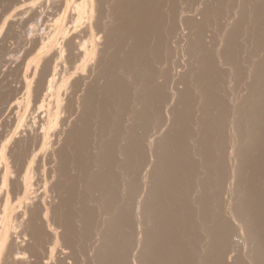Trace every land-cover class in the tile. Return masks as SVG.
I'll use <instances>...</instances> for the list:
<instances>
[{
	"label": "rangeland",
	"instance_id": "rangeland-1",
	"mask_svg": "<svg viewBox=\"0 0 264 264\" xmlns=\"http://www.w3.org/2000/svg\"><path fill=\"white\" fill-rule=\"evenodd\" d=\"M36 1V0H35ZM138 1V0H137ZM136 1V2H137ZM142 0H139V2L140 3H142V2H145V0H143L142 2H141ZM147 1V0H146ZM176 1H178V0H174V2L173 3H171V4H173V6L170 4V6H172V11L174 12V11H178V12H180L181 10H182V8H180L179 9V7L180 6H182L181 4H180V2H177V4H174ZM194 1V2H193ZM201 1V0H200ZM200 1H198V0H187L186 2H189V4H190V2L192 3L191 5H190V9H192V11L190 12V13H192V15L191 16H193V13L197 10V11H199L196 7H198V6H196V5H199V2ZM26 2V3H25ZM30 2V3H29ZM34 1L32 0V2H31V0H0V58L2 59V60H5V59H8L9 61H10V63L8 64V60H5V63H4V65H3V62L1 63L0 62V64L1 65H3V67H2V69L0 68V78H2L1 79V82L0 83H2L3 84V86H6L5 87V89L4 88H2V85L0 86V89H4L3 91H4V94L6 93V91H8L7 89H9V91L4 95V98L2 97L3 95L1 94V93H3L1 90H0V97H2V99L4 100L5 99V97L8 99V96H9V98H10V95H9V93L10 94H14V96H16V98H20L19 100H23V101H25V97H26V95H25V89H24V87H23V85H21V84H23L22 83V81L24 80V77H25V75L26 74H28V72L30 71L29 70V68H28V64L29 63H31V62H33V61H31L38 53H36V52H39V51H41V47H42V45L39 43V47L38 46H36L37 47V50H36V47H35V44H37L38 45V43L35 41L36 39V37H37V39L40 37V34H42V36H46L47 34L46 33H48L49 31H50V28H51V26H49L48 25V23L50 22H52L49 18H52V16L50 15V13H52L51 11V2L49 1V2H47V0L44 2V3H40V2H35V4L37 5L36 7H40V8H42V5H43V8L46 10L47 8L49 9V10H43V8L40 10V8L38 7V14H39V16H38V18H35V21L38 23V21H39V23L37 24L35 21H34V18L32 19V17L31 16H33V15H31V14H33V9H32V7H33V3ZM125 2H128V1H126L125 0ZM125 2H124V5H125ZM195 2H197L198 4H196L195 5ZM29 3V4H28ZM46 3H49L50 4V7H49V4L47 5ZM133 3H135V1L133 2ZM140 3H137L139 6H142V4L140 5ZM179 3V4H178ZM46 6H45V5ZM146 4V3H145ZM188 4V3H187ZM189 4L187 5V8H186V10L188 9L189 10ZM205 4L206 5H204V6H210V5H213V6H215V9H219L220 8V5L219 4H216L215 3V0H205ZM30 7H29V6ZM176 5H178L179 7H177L178 8V10H177V8H176V10H173V8H175V6ZM25 6V7H24ZM186 6V5H185ZM192 6L194 7V8H192ZM203 6V7H204ZM45 7H47V8H45ZM143 7V9H145V10H143L142 8H141V10H143V11H146V7L143 5L142 6ZM145 7V8H144ZM18 8V9H17ZM29 8V9H28ZM193 9H194V11H193ZM51 10V11H50ZM180 10V11H179ZM184 10L185 12H187V13H185V14H188V16L190 15V13H189V11L187 10ZM43 11H44V13H43ZM50 12V13H48V12ZM128 12H126V11H124V13H123V15L121 16V18H120V22H121V20L124 18V16H125V18L127 19V16L132 12V11H130V10H127ZM164 11V10H163ZM162 11V12H163ZM197 11L194 13V15H195V20L196 21H194V19H193V17H191V16H189V17H191L192 19H190L191 21L193 20L194 21V23H193V21H192V25L194 24H196V23H200L201 22V19H204L203 17H206V15L205 16H202L201 14L200 15H198L199 14V12L197 13ZM31 12V14H29ZM42 12V13H41ZM47 12V13H46ZM130 12V13H129ZM140 13H142L141 11H139ZM147 12L149 13V10H147ZM166 12H167V10H166ZM178 12H174V13H171L172 15H174V14H176L177 13V15H175L176 17L178 16ZM41 13V14H40ZM126 13H128V15L126 14ZM148 13H143L144 15H141L140 14V16H141V18L143 17V18H145L146 16H148L149 14ZM12 14V15H11ZM46 15L47 17H45V15L44 16H40V15ZM126 14V15H125ZM164 14H166L165 12H164ZM170 14V15H171ZM7 15H9V16H7ZM29 15H31L30 17H29ZM50 15V16H49ZM138 16H139V14H138ZM202 18H201V17ZM211 16H212V14H211ZM6 17V18H5ZM28 17H29V19H28ZM43 17H44V21H43ZM49 17V18H48ZM174 17V16H173ZM175 17V19L173 20V18H172V22L173 21H176V22H178L177 21V19H178V17L176 18ZM197 17V18H196ZM200 17V18H199ZM125 18H124V20H125ZM140 18V17H139ZM140 18V24H139V27L137 26V30L136 29H134L133 30V32H131L130 31V33L132 34H127V36H125L124 34V36L123 35H121L122 36V38H123V40H125L126 42H127V44H126V42H125V44L127 45V47H131L132 48V46H134L135 45V43L134 42H136L135 40L137 39V43L139 44V42H148V40L150 41V40H152L151 38H153V36L151 35H145L147 32V30H149V32L151 31L152 32V30L151 29H149L148 28V24L150 23V22H146V23H144L146 26L145 27H147V28H145L144 27V29L146 30H142V28L140 29V25H141V22L143 23V21L145 22L146 20H144V19H141ZM4 19H7V21H6V23L3 25V21H4ZM37 19H41V20H37ZM47 19V20H46ZM49 19V20H48ZM210 19L212 20L213 19V17H210ZM29 20H32L33 22H34V24H33V22H29ZM123 20V21H124ZM207 20H209V17H208V19ZM210 20V21H211ZM28 21V22H27ZM43 21V22H42ZM218 22H219V25L220 24H222L221 26L223 27V23H226V22H228V19H218L217 20ZM217 21H216V23H217ZM16 22V23H15ZM26 22V23H25ZM47 22V23H46ZM176 22H173V23H175L176 24V26L177 25H179L178 23H176ZM203 22V21H202ZM30 23H31V25H30ZM41 23L43 24V27L41 26ZM45 23V24H44ZM49 23V24H50ZM152 23V22H151ZM155 23V22H154ZM154 23H152L151 24V26L153 27V28H155L154 26L156 25L157 26V24H154ZM199 23L197 24V25H199ZM37 24V25H36ZM52 24V23H51ZM50 24V25H51ZM114 24H116V23H114ZM118 24V23H117ZM144 24H142V26L144 25ZM153 24H154V26H153ZM190 23H189V25H188V29H186V28H184V27H186L185 25H184V29H182L181 30V32L182 33H186V32H188V33H186V34H184L185 36H186V40L185 41H182V39L181 38H179V35L177 34V33H175L174 34V36L171 34V36L170 37H172L173 36V40L175 39V38H178V39H180L181 41L179 42L180 43V47H178L179 46V43H177L176 44V42L177 41H172V39L169 41L170 43H173L172 45L171 44H167L168 46V48L170 49V45L172 46L171 47V51H174V53L173 52H169L170 54H175V55H173V56H175V57H173V60L175 59L176 60V58H178V59H180V60H178V64H180L181 63V66L180 65H178L177 63H175L174 62V65L175 64H177L176 66H177V68L176 69H178L179 67H181L180 69L182 70V68L183 67H185L186 65H187V63H188V66H186V68L185 69H183L182 71L184 72L185 71V74H186V77L188 78L187 80V84H186V86L187 87H184L185 88V90H183V91H179L178 89H176L177 87H183V85H181V84H177L176 85V82L178 81L177 80V78H176V81L174 80V79H172V78H170V76L171 77H173L174 75H169V79H172V81H174V82H172L173 83V85L170 83L171 81L167 78L166 79V81L165 80H159L158 82L159 83H156V84H161L160 82H163V81H165V82H167V84L165 83V82H163L161 85L162 86H164L165 84V86L164 87H166L167 85V87H169V88H165V90H163V92L162 93H164V95L163 94H161L159 97H155V99L157 100V101H153V103H152V105H155V109H156V107H157V111H159V112H156V114L155 113H153L154 115H155V117L157 118V119H163L164 118V122L167 120V114L168 113H170L171 115H168L169 116V118H171V121H170V119H168V121H169V123L167 124L166 122V124L164 125L165 126V128H164V126H163V124H164V122H160V123H163V124H161L162 125V132L159 134V138H157L154 142H149V140H151V136H150V134L152 133H154L158 128H154V127H156V126H159L158 124L156 125V124H154V122H152L154 119H156V118H153L154 117V115L153 114H151V115H147V114H145L144 113V111H142L143 112V114L141 113V108H144L146 105H143L144 104V102H145V97H146V95H145V93L144 92H147V88L144 86V85H142V83H144L145 82V80H146V76H147V72H146V70L148 69V70H150V68H151V70H152V66L154 67V64L152 65V63H153V60L152 61H150L151 59L150 58H152L153 59V57L154 56H152L151 54H150V56L148 55L149 53H147V54H145L144 56H146V57H144L143 55L140 57L139 56V58L138 57H136L135 59H139V61L141 60V61H144V64H145V62H146V64L145 65H143L144 67H146V69H142V70H144V71H141L142 73H141V76L140 77H137V79L139 80H142V79H145V80H143L144 82H142V83H139V85H138V83H137V81H135L134 82V79H132L133 78V76H130L131 74H129L128 72V74L126 75V73H124L125 74V76L124 77H126V78H121V79H119L120 81H118V80H116L115 81V83L113 82L114 81V79H111V81L112 82H110V83H106V82H109V80L107 81L106 80V82L104 81L103 82V80H105V79H103V80H99V79H97V80H95V81H91V82H87V83H85V84H83V82L81 83V82H79L78 84H77V92H79L78 90H80V94L79 93H77L78 95H82V93H83V96H85V98L87 97V101L88 102H86V100H85V98L83 97V96H81V104L79 105L77 102H78V100L80 99V97L79 96H74V101H75V98H76V101L74 102V103H77L75 106L72 104V107L74 106V108H76V106H77V108L74 110L73 109V112L75 111V114H77V117H75L74 116V119L72 120L73 122H71V124L69 123V126H68V124H67V126H66V128H67V130H66V134H65V136H64V139H62V142L58 145V149H59V153H58V157H57V161L59 162V165L58 166H60V168H62V169H60V174H58V176H57V179H59V180H57V195H59V196H57L56 197V201H55V203H54V205H58V203H59V205H58V208L55 206V212L57 213V211H56V209L57 210H59L58 211V213L56 214V216L58 215V217H60L61 218V221H64V223H67L69 220L70 221H77L76 223V225H75V223H72V222H68V225H70L71 223L73 224V225H75V226H72V228H74V227H78V224H79V226H80V223H81V225L82 226H80L81 227V229H80V227H78V229H80V230H77V232H76V229H77V227L75 228V231H73L74 229H72L70 232L71 233H73V232H75L76 233V235H75V237L74 238H76L77 236H79V237H77L76 239H77V241H80V244H81V242L82 241H84L85 243H83V244H79V248H77V250L78 249H80V247H83V248H81L80 250H78L77 252L80 254V256H78L79 258H77V260H79V261H81V263L79 262H77L78 264H106V262L109 260V264H136V262L138 263V264H197L198 262V264H208L211 260V262L209 263V264H240L245 258H244V256L245 255H243L242 256V249H237L239 252V254L241 255H239L238 254V256H240V257H238L237 256V250L235 249L234 250V248L236 247L235 246V241H233L234 239H235V237H234V235H229V233H227L228 234V236L226 237V235L227 234H225L224 235V231L226 232V230L225 229H227V231L229 232H232L231 231V228L233 229V222H232V219H230V216H231V214H230V212L228 211L229 210V206H230V204L233 202V199H231L230 197H231V194H230V191H228V189L230 190V185H231V183H230V180L229 179H231V181H232V178H230L231 176H230V174H232L231 172V170H232V166L231 165H233V163L232 162H230V160L232 161V159H230V156H231V153H225L227 150L229 151V152H231V147H230V144H231V135H232V138H233V132L231 133V132H228V130L230 131V127H232V125L234 124V126H235V124L236 125H240V122L243 120V122H245L244 121V119H241L236 113H234L235 112V110L237 109V107L236 106H238V108L240 107V102L243 100V97H245V86L247 85V83L249 82L247 79L245 80V78H247V76H246V74L245 75H243L244 77V79H243V81H242V78H241V81H240V84H239V81H236V82H230V80H232L233 79V77H232V73H230L231 72V70H229L227 67H225L224 65H223V68H222V61L224 60V58H227L226 56L228 55H233L234 54V56L236 57V58H238V59H235V61L236 60H239V61H241L240 63H242V64H240V67L241 66H244V68L243 67H241V69L243 68V70L245 69V64L246 63H244V62H242L243 60V58H244V56H246L247 55V53L245 52L246 50H248L249 49V47H246L247 45L249 46L250 44L248 43L247 45H245V49H242L243 47H244V45H242L241 46V41L243 42V40L242 39H240L241 38V36H240V38H239V36L238 37H236L235 39H236V41H235V39H234V41L235 42H237V44H236V47L238 48L239 46H237V45H240L241 47L240 48H236V50L238 51H236V50H233L232 52H233V54H232V52H229V50L230 49H226V50H228V51H225L224 49H223V47H225V45L227 46V41H226V38L227 39H229L228 40V42L229 41H231L230 39L231 38H234V36H232L231 38H228L229 36H224L223 38H224V40H223V38L222 37H220V30H222V29H220L221 27L219 26H216V28L218 27L220 30H217V29H213V28H211V27H214V25H212L211 23H210V25L211 26H209V27H207V25H209V24H202V23H200V30H202L203 28H204V26H205V28L202 30V33H201V31H197V30H199V27L197 28L196 26L194 27V26H192ZM201 24L202 25H204V26H202L201 27ZM35 25V26H34ZM46 25H48V26H46ZM191 25V26H190ZM41 26V27H40ZM114 26H116V25H114ZM150 26V28H152ZM173 24H171V28H173L174 30H176V28L177 27H179V26H173ZM31 27H33V28H31ZM35 27V28H34ZM195 29H197V30H194V28ZM31 28V29H30ZM47 28V29H46ZM191 28V29H190ZM33 29V30H32ZM42 29V30H41ZM47 31H46V30ZM139 29H140V32H139ZM156 29V28H155ZM206 29V30H205ZM211 29V30H210ZM212 29H213V31H212ZM36 30V31H35ZM193 30V31H192ZM39 31V32H38ZM43 31V32H42ZM46 31V32H45ZM135 31H137V32H135ZM143 31L145 32L144 34H143ZM155 31V30H154ZM215 31L217 32V31H219V32H217L216 34H215ZM33 32H35L36 34H35V36L36 37H34V34H33ZM39 34H38V33ZM45 32V33H44ZM149 32H148V34H149ZM156 32V31H155ZM154 32V33H155ZM190 32V33H189ZM201 33V34H199V33ZM205 32V33H204ZM32 33V35H30ZM139 33L140 34H143V35H139ZM24 34V35H23ZM37 34H38V36H37ZM99 34H102V32H100ZM119 34H122V33H119L118 32V36H120ZM135 36H134V35ZM136 34H137V36H136ZM217 35L218 34V36H215V35ZM175 35H177V36H175ZM187 35H190V37L188 36L187 37ZM199 35V36H198ZM203 35V36H202ZM209 35H210V37H209ZM214 35V36H213ZM25 36V37H24ZM28 36H30V38L28 37ZM33 36V37H32ZM120 36V37H121ZM151 38H150V37ZM24 37V38H23ZM141 37V38H140ZM143 37H145V38H143ZM169 37V38H170ZM34 38V39H33ZM125 38V39H124ZM202 38V39H201ZM22 39V40H21ZM30 39H31V41H30ZM134 39V40H133ZM178 39H176V40H178ZM201 39V40H200ZM214 39V40H213ZM85 40H87V38L85 39ZM127 40H131L130 42L131 43H134V45H132L129 41H127ZM144 40V41H143ZM191 40V41H190ZM200 40V41H199ZM240 42H239V41ZM33 41H35V42H33ZM134 41V42H133ZM188 41H190V43L188 44V43H186V42H188ZM211 41V42H210ZM226 41V42H225ZM27 42V43H26ZM168 42V43H169ZM183 42L185 43V47H184V45H183V48H185V49H183L182 48V44H183ZM198 44H197V43ZM239 42V43H238ZM33 43V44H32ZM35 43V44H34ZM136 43V44H137ZM226 43V44H225ZM241 43V44H240ZM27 44V45H26ZM31 44V45H30ZM131 44V45H130ZM187 44V45H186ZM87 45H89V44H87ZM130 45V46H129ZM187 46H189V47H187ZM201 46H202V48H201ZM204 46V47H203ZM223 46V47H222ZM195 47L196 48H198V50L196 51L195 50ZM252 46L250 45V48H251ZM128 48V49H129ZM130 48V49H131ZM167 48V50L169 51V49ZM177 48H179V49H177ZM189 49V52H188V50H186V49ZM205 48V49H204ZM35 49V50H34ZM172 49H174V50H172ZM177 49V50H176ZM200 49H202L201 51H199ZM253 49V48H252ZM4 50H6V51H4ZM161 51L162 53L164 52V50H165V47L163 46V48H159V49H157L156 51ZM179 50V51H178ZM183 51V50H185V52L183 51V52H180V51ZM205 50V51H204ZM2 51H4V52H2ZM155 50L153 51V52H156ZM168 51H167V53H168ZM188 53H187V52ZM222 51H223V53H222ZM152 52V53H153ZM178 52H179V55L181 56H183V53H185L184 54V58L183 59H181L182 58V56H181V58H179L180 56L178 55ZM197 52V53H196ZM199 52H201L200 54H199ZM202 52H203V54H202ZM210 54H209V53ZM235 52H237V55H236V53ZM240 52V53H239ZM1 53H3V54H1ZM177 53V54H176ZM196 53V54H195ZM220 53V54H219ZM229 53V54H228ZM242 53V54H241ZM245 53V54H244ZM35 54V55H34ZM187 54V55H186ZM217 54H219V55H217ZM241 54V55H240ZM5 57H7V58H5ZM154 55H155V53H154ZM172 55H169L168 57H171ZM178 55V56H177ZM210 55V56H209ZM231 55L228 57L229 59H231L232 60V58L234 57H231ZM12 56V57H11ZM121 56H123V55H121ZM149 56V57H148ZM156 56V55H155ZM177 56V57H176ZM208 56V57H207ZM219 56V57H218ZM243 56V57H242ZM9 57H10V59H9ZM188 57V58H187ZM195 57V58H194ZM213 58V61H212V58ZM234 57V58H235ZM74 58V57H73ZM73 58H70L69 59V61H62L61 63H62V66H61V69L65 72V71H69L70 73H74L75 71H76V68H77V66L78 65H80L81 63H82V59H81V56H79V57H75V58H77V59H75L74 61H72L73 60ZM83 58V57H82ZM119 58V57H118ZM150 59V60H147L146 61V59ZM199 58V59H198ZM207 58H209V59H207ZM218 58V59H217ZM233 58V59H234ZM241 58V59H240ZM12 59V60H11ZM132 60H133V58H131ZM137 59V60H138ZM144 59V60H143ZM171 59H172V57H171ZM170 58L168 59L170 62H172L173 60H171ZM206 59V60H205ZM229 59H228V61H229ZM14 60V61H13ZM42 60L45 62V58L43 57L42 58ZM122 60H124L125 61V58H124V56H123V58L122 57H120L119 58V60L117 59V60H115V63H114V61L112 62V64H111V67H114L115 68V64H116V61H117V66H119L118 67V70H121V69H119V68H123V66H121L122 65V63H119V62H123ZM131 60V61H132ZM186 62V64L184 63V61ZM186 60H188V61H186ZM203 60V61H202ZM207 60L210 62H207ZM222 60V61H221ZM1 61V60H0ZM8 61V62H7ZM42 61V65H40L41 66V68L39 69V70H41L42 71V69L44 68V62ZM182 61V62H181ZM218 61V62H217ZM221 61V62H220ZM224 61H227V59L226 60H224ZM224 61H223V63H224ZM238 61V62H239ZM6 62H7V65H6ZM152 62V63H151ZM201 62H203V63H201ZM206 62H207V65H206ZM24 63V64H23ZM33 63H35V62H33ZM173 63V62H172ZM182 63H183V65H182ZM203 65H201V64ZM20 66H19V65ZM119 64H121V65H119ZM184 64H185V66H184ZM211 64V65H210ZM218 64V65H217ZM1 65H0V67H1ZM10 65V67H8ZM16 67H15V66ZM30 65V64H29ZM114 65V66H113ZM146 65H148V66H146ZM150 65V66H149ZM152 65V66H151ZM172 65V64H171ZM239 65V64H238ZM12 66H14V69H13V67ZM18 66V67H17ZM26 66V67H25ZM31 66L33 67L34 65H32L31 64ZM116 66V67H117ZM121 66V67H120ZM176 66H174V69H175V67ZM210 66H212L211 67V70H210V68L209 67ZM65 67V68H64ZM143 67V68H144ZM156 67L158 68V66H156L155 65V69H156ZM202 67V68H201ZM203 67H206V69L205 68H203ZM207 67H208V69L210 70L209 72H211V73H208V69H207ZM214 67H216V68H214ZM239 67V66H238ZM16 68H18L17 70H16ZM113 68V69H114ZM153 68V69H154ZM200 68H201V70H200ZM222 68V69H221ZM12 69H13V71H12ZM20 69V71H18ZM27 69H28V72H27ZM32 69V68H31ZM70 69V70H69ZM117 69V68H116ZM175 69V70H176ZM180 69H178V70H176V71H179ZM189 69V70H188ZM203 69H205V70H203ZM25 70V71H24ZM73 70H75V71H73ZM100 70H102V69H100ZM100 70H99V72H100ZM115 70V69H114ZM122 70H125V68L124 69H122ZM172 70H173V67H172ZM172 70H170L171 71V74H174V73H172ZM180 70V71H181ZM214 70V71H213ZM3 71V72H2ZM6 71H8V73L6 72ZM117 71V70H116ZM179 71V72H180ZM191 72V73H189V72ZM206 71V72H205ZM220 71V72H219ZM223 71V72H222ZM4 72H5V74H4ZM18 72V73H17ZM20 72V73H19ZM31 72H33V69L31 70ZM31 72H29V75H31L32 76V73ZM125 72V71H124ZM173 72H175V71H173ZM215 72V73H214ZM10 73V74H9ZM14 73V74H13ZM31 73V74H30ZM177 73V72H176ZM181 73V72H180ZM197 73V74H196ZM226 73V74H225ZM228 73V74H227ZM8 74V75H7ZM13 76H12V75ZM15 74H17V75H15ZM38 74V77H37V75H36V78L34 79V83L37 85V83H36V81H38V80H36L37 78H39L40 76H41V74H40V71L37 73ZM97 74V73H96ZM123 74V75H124ZM142 74H143V76H142ZM207 74V75H206ZM219 74V75H218ZM232 74V75H231ZM3 75L5 76V75H7V76H5V77H3ZM77 75V74H76ZM192 76V77H190V76ZM223 75V76H222ZM228 75V76H227ZM230 75V76H229ZM9 76H11V77H9ZM217 76V77H216ZM246 76V77H245ZM6 77H8L7 78V81L9 82V84H7L6 82H5V80H6ZM129 77H131V81H133V82H130V78ZM209 77V78H208ZM213 77V78H212ZM226 77V78H225ZM228 77L230 78V79H228ZM232 77V78H231ZM3 78H5V80L3 79ZM191 78V79H190ZM193 78H194V80H193ZM221 78V79H220ZM225 78V79H224ZM9 79H12V80H10V81H12V82H10L9 81ZM122 79H124V80H122ZM137 79H135V80H137ZM208 81H207V80ZM226 79H228V81L226 80ZM4 80V81H3ZM140 80L138 81V82H140ZM168 80V81H167ZM220 80V81H219ZM96 81H99L98 83L100 84V85H98V83H97V89L95 88V85L96 84H94V83H96ZM124 83H123V82ZM222 81V82H221ZM227 81V82H226ZM245 81V82H244ZM103 82V83H102ZM120 83L119 85H118V83ZM224 82H226V83H224ZM229 82V83H228ZM245 83L246 85H244L243 83ZM92 83H93V85H92ZM104 84V85H107V86H104V87H100V86H103L102 84ZM130 83V85L131 84H133V86L131 85H128ZM165 83V84H164ZM178 83V82H177ZM199 85H198V84ZM237 84L236 85V87H235V84ZM5 84V85H4ZM8 86H7V85ZM34 84V85H35ZM109 84V85H108ZM115 84V85H114ZM139 86H137V85ZM141 84V85H140ZM174 84L176 85V86H174ZM194 84V85H193ZM222 84V85H221ZM230 84V85H229ZM239 84V85H238ZM35 85V86H36ZM127 85V86H126ZM135 85V86H134ZM170 85H171V87H170ZM191 85V86H190ZM198 85V86H197ZM212 85V86H211ZM234 85V86H233ZM242 87H241V86ZM12 86V87H11ZM94 88H93V87ZM99 86V87H98ZM110 86V88L112 89V91L110 90V88H107V87H109ZM115 86V87H114ZM123 86V87H122ZM124 86H126V87H124ZM129 86V87H128ZM143 86V87H142ZM185 86V85H184ZM228 86V87H227ZM18 87V88H17ZM118 87V88H117ZM120 87H121V89H120ZM132 87H134V89H132ZM136 87H137V89H136ZM144 88L143 90L141 89H138V88ZM164 87H162V89L164 88ZM174 87V88H173ZM176 87V88H175ZM207 87V88H206ZM210 87H211V89H210ZM234 87V88H233ZM11 88H14V89H12V90H10ZM16 88V89H15ZM85 88V89H84ZM107 88V89H106ZM128 88H129V91H128V93H130V94H127V91L126 90H128ZM130 88H131V90L132 91H130ZM146 88V89H145ZM172 88L175 90L176 89V91H175V93L173 92V94H172V91H174V90H172ZM194 88V89H193ZM206 90H205V89ZM239 89L238 91L236 90V89ZM244 88V89H243ZM20 89V90H19ZM95 89V90H94ZM109 89V90H108ZM120 89V90H119ZM125 89V94H127V97H128V95L129 96H131V94H133L132 96H134V98H135V96H136V94H137V92L139 93L137 96H136V98L135 99H133L132 97H129V98H127L126 96H124L122 93H121V90H122V92H123V90ZM169 89V90H168ZM187 89V90H186ZM192 89V90H191ZM204 89V90H203ZM209 91H208V90ZM213 89V90H212ZM243 89V90H242ZM135 90V93L136 94H134L133 93V91ZM136 90H138L137 92H136ZM146 90V91H145ZM151 91L153 90V89H150ZM194 90H196V91H194ZM241 90V91H240ZM12 91V92H11ZM16 91V92H15ZM23 91H25V92H23ZM85 91H87V93H85ZM108 91V92H107ZM110 91V92H109ZM118 91H119V93H118ZM144 91V92H143ZM150 91V92H151ZM177 91H179L181 94H179ZM186 92V96H184L183 94ZM188 91V92H187ZM199 91V92H198ZM202 91V92H201ZM206 91H208V92H206ZM211 91V92H210ZM227 91V92H226ZM82 92V93H81ZM91 92V93H90ZM117 93V95H116V93ZM132 92V93H131ZM149 92V91H148ZM147 92V93H148ZM149 92V93H150ZM152 92H154V90L152 91ZM168 92H169V94H168ZM177 92V93H176ZM182 92H184V93H182ZM204 92V93H203ZM216 92V93H215ZM229 92V93H228ZM239 92V93H238ZM17 93H19L18 95H17ZM93 93H94V95H93ZM109 93H111L110 95L107 94ZM120 93L122 94L121 96H123L122 98H121V96H119L120 95ZM143 94L144 93V95H145V97H144V95L143 96H141L140 94ZM167 93V94H166ZM176 98H174L171 94ZM208 93H210L208 96L209 97H207L206 95L208 94ZM235 93V94H234ZM238 93V94H237ZM12 94V95H13ZM76 94V95H77ZM102 94H104V95H102ZM179 94V95H178ZM205 94V95H204ZM11 95V96H12ZM22 95V96H21ZM139 95H140V97H139ZM203 95H204V97H206V99L203 97ZM221 95H222V100L219 98V97H221ZM236 95V96H235ZM18 96V97H17ZM92 96V97H91ZM107 96H110V98L109 97H107ZM112 96V97H111ZM211 96H212V99H211ZM218 96V97H217ZM243 96V97H242ZM79 97V98H78ZM114 97V100H116V101H113V98ZM166 97H168V99L166 98ZM172 97V98H171ZM185 97H187V98H185ZM215 97V98H214ZM233 97V98H232ZM237 97V98H236ZM23 98V99H22ZM78 98V99H77ZM105 98H107V99H105ZM142 98V99H141ZM158 98V99H157ZM211 99L212 101H210V100H208L207 101V99ZM232 98V99H231ZM111 99H112V102L114 103L115 102V105L111 102ZM121 99L123 100V99H125V103H124V100H123V102L122 103H120L119 104V102L121 101ZM126 99H128L129 101H127ZM130 99H132V102H134V100H139V101H135L134 103H132L131 101H130ZM141 99V100H140ZM144 99V100H143ZM166 99V100H165ZM172 99H174V100H172ZM186 99H187V101H186ZM203 99H204V101H203ZM216 99V100H215ZM242 99V100H241ZM162 100H165V101H162ZM171 102H169V101ZM221 100V101H220ZM234 100H235V102H236V100H238L237 101V103H235L234 102ZM240 100V101H239ZM0 101L2 102V100L0 99ZM5 101V100H4ZM7 101V100H6ZM118 101V104H116V102ZM141 101V103L139 104V102ZM142 101H144L143 102V104H142ZM161 101V102H160ZM166 101H167V103H166ZM173 101V102H172ZM206 101V102H205ZM108 102H111V103H109L108 104ZM130 102V103H129ZM138 102V103H137ZM168 102H169V104H168ZM199 102V103H198ZM203 102H205V103H203ZM208 102V103H207ZM211 102V104H209ZM214 102V103H213ZM5 103V102H4ZM137 103V104H136ZM161 103H162V105H161ZM191 103V104H190ZM202 103V104H201ZM220 103H221V105H220ZM235 104V106H234V104ZM242 103V102H241ZM84 104V105H83ZM88 106H87V105ZM98 104V105H97ZM128 104V105H127ZM131 104V105H130ZM132 104L134 105V106H132ZM145 104H146V102H145ZM166 104V105H165ZM171 104V105H170ZM200 104H201V106H200ZM207 104V105H206ZM214 104V105H213ZM228 104V105H227ZM239 104V105H238ZM1 106H0V109L1 108H5V106H6V103H5V105L3 104V102L0 104ZM106 105H107V107H106ZM109 105H111L110 106V108H111V110L108 108L109 107ZM113 105V106H112ZM117 105H119V106H117ZM138 105V106H137ZM142 105V106H141ZM222 105H225V106H222ZM80 106V107H79ZM86 106H87V108H86ZM90 106V107H89ZM117 106V107H116ZM122 108H121V107ZM124 106H126V107H124ZM136 106V107H135ZM139 106H141V108L139 107ZM160 106H162V107H160ZM167 106H169V107H167ZM172 106V107H171ZM209 106V107H208ZM89 107V108H88ZM106 107V108H105ZM115 107V108H114ZM119 107V108H118ZM134 107V108H133ZM154 107V106H153ZM160 107V108H159ZM164 107V108H163ZM167 107V108H166ZM220 107H222V109L220 108ZM85 110H84V109ZM91 108H92V111L94 112H90L91 111ZM93 108H94V110H93ZM126 108V109H125ZM169 108V109H168ZM224 108V109H223ZM230 108V109H229ZM90 109V110H89ZM108 109V110H107ZM115 109L117 110V113H116V115H113L114 114V112H116L115 111ZM128 109V110H127ZM130 109H132L133 111H129ZM136 109H137V111H136ZM210 109V110H209ZM225 109H226V111H225ZM232 109V110H231ZM4 110V109H3ZM87 110H88V112H87ZM110 110V111H109ZM114 110V111H113ZM120 110V111H119ZM124 110V111H123ZM126 110H127V112H126ZM135 110V111H134ZM139 110V111H138ZM142 110H144V109H142ZM215 110V111H214ZM223 111L222 113L221 112H219V111ZM78 111V113H76ZM121 111H123V112H121ZM161 111V112H160ZM168 111H170V112H168ZM225 111V112H224ZM229 111H230V113H229ZM234 111V112H233ZM86 112L88 113V114H86ZM102 112V113H101ZM110 112L112 113V114H110ZM126 112V113H125ZM137 112H139V114H136ZM168 112V113H167ZM219 114H218V113ZM228 112V113H227ZM79 113L82 115V117H81V115H79ZM91 113H92V115H91ZM120 113H123L122 115L120 114ZM125 113V114H124ZM128 113V114H127ZM134 113H135V115H134ZM96 114V115H95ZM119 114V115H118ZM134 116H133V115ZM141 114L143 115L142 117H139V116H141ZM144 114H145V116H144ZM207 114H208V116H207ZM94 115V116H93ZM126 115V116H125ZM129 115V116H128ZM146 115L148 116V118L146 117ZM159 115V116H158ZM227 115H230V117L229 116H227ZM89 116H91V117H89ZM116 116H118V117H120V118H118L117 117V119L119 120H117L116 118H115V120H113L114 118L113 117H116ZM131 116H133V117H131ZM136 116V117H135ZM138 116V117H137ZM151 116V117H150ZM171 116V117H170ZM222 116H224V117H222ZM236 116H237V118H236ZM4 117L5 118H7L6 116H5V114H4ZM86 117V118H85ZM125 117V118H124ZM129 117V118H128ZM143 117H145V119L143 120ZM188 117V118H187ZM226 117V118H225ZM229 117V118H228ZM1 118L3 119V121L1 120ZM5 118H3V117H0V122H5ZM80 118H81V121H80ZM96 118V119H95ZM130 118H131V121H129L130 120ZM138 118V119H137ZM139 118H142V119H140V121H139ZM151 118V119H150ZM153 118V119H152ZM166 118V119H165ZM211 118V119H210ZM213 118V119H212ZM221 118H222V120H221ZM231 118V119H230ZM233 118V119H232ZM78 119V120H77ZM82 119H85V120H82ZM87 119V120H86ZM122 119V120H121ZM124 119H126V120H124ZM129 119V120H128ZM135 121H134V120ZM148 119V120H147ZM210 119V120H209ZM223 119H225V120H228V122L227 121H225V120H223ZM236 119V120H235ZM238 119H240V122H239V120ZM113 120V121H112ZM144 121V122H141V121ZM186 120V121H185ZM205 120V121H204ZM230 120V121H229ZM101 121V122H100ZM137 121V122H136ZM147 121V122H146ZM163 121V120H162ZM210 121V122H209ZM216 121V122H215ZM220 121H222V122H220ZM238 121V122H237ZM83 122V123H82ZM114 122V123H113ZM122 122V123H121ZM134 122H136L137 123V125L134 123ZM139 122H141V123H143V124H145V122H146V125L148 126V124H153V127L152 126H148V128H150V130L152 129V132L151 131H149V133H147V131H146V129H143V130H145V131H143L142 130V126L144 127L145 125H142V124H138ZM235 122V123H234ZM241 123V124H243V126H244V124L245 123ZM111 123V125H109ZM113 123V124H112ZM119 123V124H118ZM213 123V124H212ZM221 123H222V125H221ZM231 123V126L229 127V124ZM117 124V125H116ZM126 124V125H125ZM135 124V125H134ZM208 124V125H207ZM220 124V125H219ZM264 124V122L262 121L261 122V126ZM71 125V126H70ZM138 125H139V127H138ZM221 126V127H219V126ZM104 126V127H103ZM111 126V127H110ZM113 126V127H112ZM121 126H123V127H121ZM130 126V127H129ZM147 126H145L146 128H147ZM119 127V128H118ZM124 127H126L125 128V130H124ZM132 127V128H131ZM137 127H138V129L139 130H137ZM228 127V128H227ZM104 128V129H103ZM110 128V129H109ZM121 128V129H120ZM132 130H131V129ZM136 130H135V129ZM215 128V129H214ZM221 128V129H220ZM263 128H264V125H263ZM100 129V130H99ZM103 129V130H102ZM108 129V130H107ZM128 129H130V130H128ZM133 129H134V131H133ZM155 129V130H154ZM206 129V130H205ZM220 129V130H219ZM224 129V130H223ZM77 130H79V132L77 131ZM113 130V131H112ZM124 130V131H123ZM147 130H149V129H147ZM216 130V131H215ZM221 131L220 133H219V131ZM227 130V131H226ZM77 131V133H75ZM84 131V132H83ZM105 131V132H104ZM110 131V132H109ZM117 131V132H116ZM120 131L122 132L121 134H120ZM127 131H129V132H127ZM136 131V132H135ZM225 131V132H224ZM102 132V133H101ZM115 132V133H114ZM140 132H142V133H140ZM146 132V133H145ZM223 132L225 133V134H223ZM84 133H86V134H84ZM96 133V134H95ZM101 133V134H100ZM109 133V134H108ZM119 135H118V134ZM124 133H126V134H124ZM133 135H132V134ZM229 133V134H228ZM81 134V135H80ZM115 134V135H114ZM122 134L124 135V136H122ZM140 135V136H142V137H140L139 139L140 140H137L138 138H136V137H139V136H137V135ZM143 134H146V136H145V138L147 139V142H146V140H145V138H144V136H143ZM147 134L149 135V136H147ZM151 134V135H152ZM222 134V135H221ZM96 135V136H95ZM98 135V136H97ZM101 135H105L104 137L103 136H101ZM134 135H136V137L134 136ZM161 135V136H160ZM204 135V136H203ZM79 136V137H78ZM93 136H95V140L93 139L94 137ZM110 136V137H109ZM116 136V137H115ZM129 136V138L127 139V137ZM132 136V137H131ZM219 136V137H218ZM223 136H224V138H223ZM228 136H230L229 138H228ZM263 136H264V130H263ZM82 137V138H81ZM92 139H91V138ZM113 137V138H112ZM123 137H126V140H125V138H123ZM133 137H135V138H133ZM226 137H227V140H225L226 139ZM77 138V139H76ZM88 138V139H87ZM107 138H111L110 140L109 139H107ZM214 138H215V141H214ZM221 138V139H220ZM83 139H84V141H83ZM105 141H103V140ZM114 139H115V141H114ZM132 139H133V141H132ZM143 139V140H142ZM174 139V140H173ZM212 139H213V141H212ZM222 139H224V140H222ZM230 139V140H229ZM89 140V141H88ZM100 140V141H99ZM118 140V141H117ZM125 140V141H124ZM128 140V141H127ZM134 140H136L135 141V143H133L134 142ZM145 140V141H144ZM221 140V141H220ZM107 141V142H106ZM113 141V142H112ZM140 141H141V143L142 144H140ZM143 141V142H142ZM220 141V142H219ZM229 141H230V143H229ZM78 142V143H77ZM80 142V143H79ZM87 142H89V144H91L92 146H90ZM98 142V143H97ZM101 142V143H100ZM117 142V143H116ZM118 142H120V143H118ZM124 142V143H123ZM127 142H128V144H127ZM150 143V144H152V145H150L149 144V146H148V144H146V143ZM173 142V143H172ZM191 142V143H190ZM225 142V146H224V149L226 150L225 152L222 150L223 148V146H222V144ZM229 144H228V143ZM83 143H84V145H83ZM87 143V144H86ZM97 143V144H96ZM99 143H100V145H99ZM104 143V144H103ZM106 143V144H105ZM109 143V144H108ZM112 143V145L113 146H111L110 144ZM129 143H130V145H129ZM144 143V144H143ZM190 143V144H189ZM207 143V144H206ZM211 143H212V145H211ZM218 143V144H217ZM220 143H221V145H220ZM86 144V145H85ZM94 144H96V145H94ZM103 144V145H102ZM127 144V146L129 147V149H131L130 147H132V145L134 144L135 146H136V144H137V146H139L140 145V147H137L136 149V152H135V157H133L134 155H133V153H132V155H131V153L129 152L130 150L128 149L127 150V146H125ZM132 144V145H131ZM209 144V146H207ZM108 145H110V147H108ZM119 145V146H118ZM123 145V146H122ZM185 145V146H184ZM217 145H218V147H217ZM220 145V146H219ZM95 146V147H94ZM101 146V147H100ZM104 146H106V147H108V148H106L105 150H103V151H101L102 150V147H103V149H104ZM114 146L116 147V150L115 149H113L114 148ZM180 146V147H179ZM222 146V147H221ZM127 147V148H126ZM202 147V148H201ZM214 147V148H213ZM97 148V149H96ZM100 148V149H99ZM120 148H122V150L120 149ZM126 148V149H125ZM99 149V150H98ZM138 149H139V151H138ZM219 149V150H218ZM117 150H118V153H117ZM124 150V151H123ZM127 150V151H126ZM177 150V151H176ZM208 150V151H207ZM210 150V151H209ZM106 151V152H105ZM109 153H108V152ZM127 153H126V152ZM212 151V152H211ZM219 151V152H218ZM121 152V153H120ZM221 152V153H220ZM224 152V153H223ZM101 153H103V155L101 154ZM216 153H217V155H216ZM220 155H219V154ZM92 154V155H91ZM122 154V155H121ZM129 156H128V155ZM225 154V155H224ZM229 155V161L228 160H226V159H228V155ZM97 155V156H96ZM123 155H125V156H123ZM126 155H127V157H126ZM140 155V156H139ZM152 155V156H151ZM224 155V156H223ZM78 156V157H77ZM121 156V157H120ZM150 156V157H149ZM153 156H154V158H153ZM196 156V157H195ZM219 156H222V157H220L221 158V160H219L220 158H219ZM251 156V157H250ZM81 157V158H80ZM99 157H101V160H100V158ZM103 157V158H102ZM110 157V158H109ZM124 157V158H123ZM142 157V158H141ZM225 157H227V158H224ZM91 158V159H90ZM107 158H108V160H107ZM115 158V159H114ZM126 158V159H125ZM140 159V161L138 160V159ZM150 158V159H149ZM156 158H157V160H156ZM187 158V159H186ZM218 158V159H217ZM248 158H250V159H252L251 161H253L254 162V170L252 169V172H251V170H249V171H245L244 172V174H242V176H240V177H238V182H239V184L240 185H243V188H247L248 190H250V191H252V192H250V195H252V196H255V197H252L251 198V196L249 197H246V198H244L243 200L245 201L246 200V202H254L253 204H264V155H257V152H255L254 154H251V155H249V157ZM109 159H110V161H109ZM133 159H134V161H133ZM144 159V160H143ZM181 159V160H180ZM213 159V160H212ZM215 159V160H214ZM223 159V160H222ZM249 159V160H250ZM80 160V161H79ZM107 160V162H108V164H106V161ZM121 160V161H120ZM153 160V161H152ZM217 160V161H216ZM86 161V162H85ZM96 161V162H95ZM139 162V163H137V162ZM212 161V162H211ZM220 161H221V163H220ZM81 162V163H80ZM99 162V163H98ZM112 164H111V163ZM123 162V163H122ZM134 162H136V164L134 163ZM210 162V163H209ZM215 162V163H214ZM226 162H230L229 164L228 163H226ZM259 162V163H258ZM103 163V164H102ZM181 163V164H180ZM192 163V164H191ZM100 164V165H99ZM139 164V165H138ZM163 164V165H162ZM176 164V165H175ZM190 164V165H189ZM194 164V165H193ZM228 164V165H227ZM231 164V165H230ZM259 164V165H258ZM261 164V165H260ZM98 165H99V167H98ZM101 165H103V166H101ZM131 165H134V166H132L131 167ZM168 165H169V167H168ZM226 165V166H225ZM230 165V166H229ZM46 166L48 167V169H49V167H51V163L50 162H48L47 161V164H46ZM101 166V167H100ZM136 166V167H135ZM138 166V167H137ZM193 166V167H192ZM222 166V167H221ZM225 166V167H224ZM228 166V167H227ZM261 166V167H260ZM98 167V168H97ZM124 167V168H123ZM192 167V168H191ZM220 167V168H219ZM224 167V168H223ZM226 167H227V169L228 170H230V174L228 175V176H226L228 173H229V171L226 169ZM229 167H231V169L229 168ZM65 168H67L68 169V171H67V169H65ZM133 168V169H132ZM186 168V169H185ZM215 168V169H214ZM223 168V169H222ZM258 168V169H257ZM65 169V170H64ZM219 169V170H218ZM133 170H134V172H133ZM220 170H222L223 171V173H222V171H220ZM225 170V171H224ZM256 170H258V172L256 171ZM262 170V171H261ZM62 171H64V172H62ZM67 172H68V174H67ZM197 172V173H196ZM225 172H228V173H225ZM257 172V173H256ZM261 172V173H260ZM181 173V174H180ZM104 174H105V177H104ZM113 174H114V176H113ZM120 174V175H119ZM211 174V175H210ZM219 174V175H218ZM222 174V175H221ZM226 174V175H225ZM247 174V175H246ZM61 175V176H60ZM95 175V176H94ZM117 175V176H116ZM132 175H133V178H132ZM147 175V176H146ZM150 175H152V176H150ZM155 175V176H154ZM158 175V176H157ZM160 175H161V177H160ZM182 175V176H181ZM193 175V176H192ZM224 175V176H223ZM244 175V176H243ZM98 176V177H97ZM100 176V177H99ZM110 178H109V177ZM151 177L150 178V180H147V179H149V177ZM193 178H192V177ZM208 176V177H207ZM230 176V177H229ZM245 176H246V178H245ZM86 177V178H85ZM97 177V178H96ZM108 177V178H107ZM111 177H113V179L111 178ZM116 177L118 178V177H120L119 179H116ZM144 177V178H143ZM153 177H155V179L153 178ZM158 177V178H157ZM165 177V178H164ZM176 177V178H175ZM217 177V178H216ZM224 177V178H223ZM61 178V179H60ZM98 178H99V180H98ZM132 178V179H131ZM164 178V179H163ZM190 178V179H189ZM223 178V179H222ZM227 178V179H226ZM245 178V179H244ZM97 179V180H96ZM101 179V180H100ZM166 179V180H165ZM247 179H248V181H247ZM251 179V180H250ZM102 180H104V182L102 181ZM121 180V181H120ZM133 180H135V182L133 181ZM189 180V181H188ZM198 180V181H197ZM214 180V181H213ZM227 180V181H226ZM244 180H246L247 182H245ZM98 181V182H97ZM185 181V182H184ZM191 181V182H190ZM251 181V182H250ZM120 182V183H119ZM229 182V183H228ZM119 183V184H118ZM130 183H134V185H132V184H130ZM145 183V184H144ZM164 183V184H163ZM226 183H228V184H226ZM139 184V185H138ZM167 184V185H166ZM203 184V185H202ZM226 184V185H225ZM84 185V186H83ZM103 185V186H102ZM130 185H132L133 187H135V189L133 190H130L131 189V187H130ZM138 185V186H137ZM144 185H146V187L144 186ZM148 185V186H147ZM220 185V186H219ZM247 185V186H246ZM113 186V187H112ZM179 186V187H178ZM227 186V187H226ZM245 186V187H244ZM252 186H253V188H252ZM117 187V188H116ZM128 187H130V188H128ZM138 187V188H137ZM178 187V188H177ZM200 187V188H199ZM205 187V188H204ZM248 187H250V188H248ZM110 188V189H109ZM176 188V189H175ZM187 188V189H186ZM212 189V192H211V189ZM253 190H252V189ZM60 189V190H59ZM102 189L104 190V192H105V194L103 193V191H102ZM119 189H120V191H121V193L119 192ZM137 189V190H136ZM139 189V190H138ZM163 189V190H162ZM175 189V190H174ZM180 189V190H179ZM196 189V190H195ZM201 189V190H200ZM85 190V191H84ZM99 190V191H98ZM114 190V191H113ZM116 190V191H115ZM153 190V191H152ZM210 191V192H209ZM120 193L121 194V196H119V194H117V193ZM140 192V193H139ZM215 192V193H214ZM59 193V194H58ZM116 194V195H114V194ZM131 193V194H130ZM156 193V194H155ZM174 193H175V195H174ZM212 193V194H211ZM79 194V195H78ZM81 194V195H80ZM106 195V196H104V195ZM110 194V195H109ZM133 194V195H132ZM138 194H140L139 196H138ZM163 194V195H162ZM184 194V195H183ZM203 194V195H202ZM255 194V195H254ZM84 195V196H83ZM100 195V196H99ZM109 195V196H108ZM129 195V199L127 198V196ZM137 195V196H136ZM174 195V196H173ZM103 196V197H102ZM113 196V197H112ZM117 197V198H115V197ZM118 196L120 197V199H123V202H122V200L120 201V199L118 198ZM137 198L136 200H138V199H140V198H145V201L148 203V207H149V209L150 210H147L148 208H142L143 210H145V214H149L150 216L148 217V219L152 222V223H149L148 225H147V223H145V224H143V222L141 223L142 224V226H141V224H138L139 222H138V220H136V219H138L137 218V215H136V213L137 212H139V211H143L142 209H140L139 211H136L137 210V208L135 207L136 206V200H134L135 199V197ZM151 196V197H150ZM210 196V197H209ZM100 197V198H99ZM106 199H105V198ZM108 197V198H107ZM171 197V198H170ZM175 197V198H174ZM54 198V197H53ZM102 198V199H101ZM134 198V199H133ZM161 198V199H160ZM180 198V199H179ZM205 198V199H204ZM208 198H209V202H208ZM211 198V199H210ZM223 198V199H222ZM252 199V201H251V199ZM258 198V199H257ZM263 198V199H262ZM57 199H59V200H57ZM105 199V200H104ZM109 199H110V202H109ZM133 200V202H132V200ZM147 199V200H146ZM166 199V200H165ZM197 199V200H196ZM232 201H231V200ZM254 199V200H253ZM116 200V201H115ZM119 200V201H118ZM126 200V201H125ZM128 200V201H127ZM130 200V201H129ZM181 200V201H180ZM207 201V203H206V201ZM215 200V201H214ZM57 201H59V202H57ZM82 201V202H81ZM84 201V202H83ZM105 201H108V202H105ZM153 201V202H152ZM213 201V202H212ZM231 201V202H230ZM263 201V202H262ZM118 202V203H117ZM126 204H125V203ZM130 202H132V203H130ZM169 202V203H168ZM205 202V203H204ZM262 202V203H261ZM88 205H87V204ZM129 203V204H128ZM147 203H144V204H147ZM150 203V204H149ZM164 203V204H163ZM171 203V204H170ZM201 203V204H200ZM228 203H230L229 204V206L228 207H226L225 205H228ZM123 205V207H122V205ZM183 204V205H182ZM205 204V205H204ZM206 204H208V205H206ZM211 204V205H210ZM204 205V206H203ZM213 205V206H212ZM218 205V208L220 209H218L216 206ZM119 206V207H118ZM143 206V205H142ZM146 206V207H147ZM208 206L210 207V208H208ZM223 206H225V208H226V211L224 210L225 208L223 207ZM106 207H107V209H106ZM151 207V208H150ZM173 207V208H172ZM213 207V208H212ZM216 207V208H215ZM221 207H223V208H221ZM70 208V209H69ZM88 208V209H87ZM92 208V209H91ZM118 208V209H117ZM125 208V209H124ZM136 208V209H135ZM177 208V209H176ZM185 208H186V210L187 211H185ZM207 208V209H206ZM214 208H215V210H214ZM228 208V209H227ZM78 209V210H77ZM105 209V210H104ZM151 209H153L152 210V212H151ZM211 209V210H210ZM255 209V208H254ZM257 209V208H256ZM94 210V211H93ZM102 210H103V212H102ZM116 210V211H115ZM158 210V211H157ZM173 210V211H172ZM190 210V211H189ZM202 210V211H201ZM204 210V211H203ZM208 212V213H206V211ZM212 210H214V211H212ZM219 210V211H218ZM224 210V211H223ZM258 210V209H257ZM83 211V212H82ZM105 211H107L106 213H105ZM122 211V212H121ZM183 211V212H182ZM211 211H212V214H211ZM228 211V213L226 214V212ZM89 212V213H88ZM195 212V213H194ZM204 212V213H203ZM210 212V213H209ZM218 214H217V213ZM223 212V213H222ZM225 212V213H224ZM257 212V211H256ZM82 213H83V215L84 216H81L82 215ZM86 213V214H85ZM87 213L88 214H90V215H87ZM151 213H152V215H151ZM258 213V212H257ZM81 214V215H80ZM138 214V213H137ZM142 214H144V211L142 212ZM157 214V215H156ZM215 214H217V215H215ZM224 215V216H222V215ZM229 214H230V216H229ZM86 215H87V217H88V221L85 219V222H87L86 224H85V222L83 221L84 220V217L85 218H87L86 217ZM117 215H119V216H117ZM179 215V216H178ZM199 215V216H198ZM200 215H202V216H200ZM210 215V216H209ZM219 215L221 216V217H219ZM69 216V217H68ZM117 216V217H116ZM136 216V217H135ZM154 216H155V218H154ZM206 216V217H205ZM208 216V217H207ZM216 216H218V217H216ZM58 217H56V219L58 218ZM116 217V218H115ZM121 217H122V219H121ZM195 217H196V219H195ZM205 217V218H204ZM210 217H213L212 218V220H210L211 218ZM225 217V218H224ZM264 217V215H262V218ZM60 218H58L59 220H60ZM69 220H68V219ZM83 218V219H82ZM113 218H115V219H113ZM152 218L154 219V223H153V221H152ZM200 218L201 219H203V221H202V223H201V221H200ZM219 218V219H218ZM64 219V220H63ZM74 219V220H73ZM79 221H78V220ZM107 219V220H106ZM162 219V220H161ZM193 219V220H192ZM207 219V220H206ZM218 219V222H219V225H217L218 224V222L216 223V220ZM229 219H230V221H231V223H230V221H229ZM68 220V221H67ZM83 221V224H82V221ZM111 222H113V225H112V223H110V221ZM118 220V221H117ZM120 220V221H119ZM136 220V221H135ZM188 220H190V221H188ZM220 220V221H219ZM223 220V221H222ZM81 221V222H80ZM89 221H91V222H89ZM107 223H106V222ZM149 221V222H150ZM156 221V222H155ZM162 221H163V224H162ZM179 221V222H178ZM206 222V223H208V222H210V223H208V224H206V223H203V222ZM208 221V222H207ZM212 221H214V223H212ZM228 221V222H227ZM89 222V223H88ZM122 222V223H121ZM138 222V223H137ZM227 222V223H226ZM70 223V224H69ZM90 223L92 224V225H90ZM99 223V224H98ZM109 223H110V227H109ZM212 223V224H211ZM216 223V224H215ZM226 223V224H225ZM229 223V224H228ZM89 224V225H88ZM108 224V225H107ZM116 224V225H115ZM117 224H118V226L119 227H117ZM120 224H122V225H120ZM196 224V225H195ZM224 225V230L222 229V227H223V225ZM65 225V224H64ZM115 225V226H114ZM144 225H145V227H144ZM154 225V226H153ZM198 225V226H197ZM207 225V226H206ZM214 227H213V226ZM216 225V226H215ZM230 225V226H229ZM232 225V226H231ZM86 226V227H85ZM90 226V228L93 230H89L90 232H91V235H88L87 234V229L86 228H88ZM93 226V227H92ZM115 227V229H114V227ZM142 227V229H141V227ZM200 226V227H199ZM221 227V229H222V231L223 232H221V229L219 228V227ZM82 227H83V229H82ZM95 227V228H94ZM108 227V229H106ZM147 227H148V229H147ZM209 227H210V230H209ZM218 227V228H217ZM263 233H259V232H257V233H259V234H261V241L263 242V244H264V224H263ZM114 230H113V229ZM219 229L220 230V233L222 234V236H221V238H222V240H223V243H224V246H223V243H222V241H221V238H220V242L219 243H222V244H219V243H217L218 241V237H220V235L221 234H218L217 235V232H215L214 233V229ZM32 229H34V228H31L30 229V231L32 230ZM86 229V230H85ZM147 229V230H146ZM213 229V230H212ZM228 229H230V230H228ZM82 230H83V234H80V233H78V231L79 232H81L82 233ZM119 230V231H118ZM144 232H143V231ZM146 230V231H145ZM201 230H203V231H201ZM218 230V231H219ZM34 231V230H33ZM33 231H31V232H33ZM73 231V232H72ZM88 231V232H89ZM107 231V232H106ZM141 231V232H140ZM197 233H196V232ZM199 231V232H198ZM210 231V232H209ZM86 232V233H85ZM90 232H89V234H90ZM105 232V233H104ZM115 232H117V233H115ZM123 232H124V234H123ZM201 232V233H200ZM68 233L69 232H67L66 234H64V237H65V240L66 241H68L67 240V237H68V239L70 238L69 237V235H68ZM94 233V234H93ZM109 233V234H108ZM219 233V232H218ZM70 234V233H69ZM72 234V235H73ZM77 234H80V235H77ZM84 234H85V236H87V242H89V243H87L86 241H85V239H86V237L84 236ZM87 234V235H86ZM123 234V235H122ZM199 234H201V235H199ZM205 234V235H204ZM215 234H216V236H215ZM231 234V233H230ZM232 234H233V232H232ZM103 235V236H102ZM116 235V236H115ZM210 235H212V236H210ZM71 236V235H70ZM81 236H84L83 238L81 237ZM107 236V237H106ZM121 236V237H120ZM122 236H124V237H122ZM27 239H26V238ZM30 237V236H29ZM105 237V238H104ZM112 237V238H111ZM126 237V238H125ZM206 237V238H205ZM212 238V239H210V238ZM214 237V238H213ZM217 237V238H216ZM228 237H230V238H232V239H230V238H228ZM23 238V240L21 241V239ZM78 238H79V240H78ZM82 238V239H81ZM93 238V239H92ZM101 238H102V240H101ZM123 238V239H122ZM152 238V241H150V239ZM189 238V239H188ZM203 238V239H202ZM217 240H216V239ZM234 238V239H233ZM32 238H28V236H21V238H19V240L21 241V242H23L24 244L23 245H26V244H28L29 245V243H30V245L32 246L33 245V247L35 246V249H33V247H29L28 245V247H26L25 248V250H24V247H20L21 248V252H19L17 255H22V256H28L29 254H30V256H31V253H34V252H31V251H33V250H36L37 251V246L35 245L36 243H35V241H37L36 240V238H35V240H31ZM111 239H113V240H111ZM155 239V240H154ZM159 239V240H158ZM178 239V240H177ZM206 239V240H205ZM211 240V242H209L210 240ZM216 240V242L214 241V240ZM47 240V238L44 240V243H45V241ZM137 240V241H136ZM184 240V241H183ZM208 240V241H207ZM213 240V241H212ZM230 240V241H229ZM231 240H232V242H231ZM26 241H28L27 243H25ZM116 242V243H113V242ZM145 241V242H144ZM147 241V242H146ZM93 242V243H92ZM103 244H102V243ZM108 244H107V243ZM120 242V243H119ZM206 242V243H205ZM214 242V243H213ZM234 242V243H233ZM87 243V247H88V249L86 248V246H85V244ZM118 243V244H117ZM149 243H150V245H149ZM152 243V244H151ZM172 243V244H171ZM174 243V244H173ZM208 243V244H207ZM210 243V244H209ZM213 243V244H212ZM229 243V244H228ZM93 245V247H92V245ZM101 244V245H100ZM112 244V246H110V245ZM119 244H121V245H119ZM135 244H136V247H135ZM138 244V245H137ZM139 244H140V246H139ZM180 246H179V245ZM205 244V245H204ZM219 246V247H217V245ZM234 244V245H233ZM22 245V246H23ZM106 245V246H105ZM133 245V246H132ZM158 245V246H157ZM165 245V246H164ZM177 245V246H176ZM207 245V246H206ZM213 245V246H212ZM215 245V246H214ZM221 245H222V247H221ZM229 246V249H231L232 251H230L229 249H228V246ZM85 246V247H84ZM123 246V247H122ZM204 246V247H203ZM233 246H235L234 248H231V247H233ZM111 247V248H110ZM118 247V248H117ZM120 247V248H119ZM143 247V248H142ZM161 247V248H160ZM207 247V248H206ZM215 248V249H213V248ZM224 247V248H223ZM23 248V249H22ZM29 248V250H30V252L27 250ZM109 248V249H108ZM114 248V249H113ZM209 248H212L213 250H209ZM219 248V249H218ZM221 248V249H220ZM222 248H223V250H222ZM227 248V249H226ZM32 249V250H31ZM82 249H87L85 252H84V254L83 255H81V252L82 251H84V250H82ZM90 249H92V250H90ZM133 249H135L136 251H134ZM164 249V250H163ZM183 249V250H182ZM194 249V250H193ZM24 250V251H23ZM82 250V251H81ZM89 250V251H88ZM100 250V251H99ZM105 252H104V251ZM111 250V251H110ZM126 250H128V251H126ZM133 250V251H132ZM140 250V251H139ZM156 250V251H155ZM158 250V251H157ZM204 250H205V252H204ZM207 250V251H206ZM218 250V251H217ZM220 250V251H219ZM229 250V251H228ZM20 251V250H19ZM81 251V252H80ZM211 251V252H210ZM212 251L214 252V253H212ZM216 251V252H215ZM225 251V252H224ZM228 253H227V252ZM233 251H235V252H233ZM87 252H88V254L89 255H87ZM98 252H99V254H98ZM114 254H113V253ZM134 252V253H133ZM193 252V253H192ZM222 252H224V255H223V253ZM95 253V254H94ZM102 253V254H101ZM137 253H139V254H137ZM141 253V254H140ZM178 253V254H177ZM210 253H212L211 255H210ZM219 255H218V254ZM221 253V254H220ZM86 254V255H85ZM95 255V256H93V255ZM97 254H98V256H97ZM109 254H111V255H109ZM133 254V255H132ZM147 254V255H146ZM157 254V255H156ZM164 254V255H163ZM170 254V255H169ZM182 254V255H181ZM228 254V255H227ZM86 256V258H85V256ZM103 255V256H102ZM108 255V256H107ZM136 257H135V256ZM167 255V256H166ZM196 255H197V257H196ZM222 255V256H221ZM237 256L236 257V259L238 258H241L242 260H239V261H236L235 260V256ZM91 256H93V257H91ZM106 256V257H105ZM110 256V257H109ZM113 258H112V257ZM210 256H212L211 258H210ZM216 256V257H215ZM217 256H218V258H217ZM221 258H220V257ZM227 258H226V257ZM231 256H233V258L231 257ZM96 257V258H95ZM98 257V258H97ZM110 259H109V258ZM139 257H141V259L139 258ZM194 257V258H193ZM214 257V258H213ZM88 258V259H87ZM138 258V259H137ZM195 258H196V260H195ZM202 258V259H201ZM207 258V259H206ZM213 258V259H212ZM28 259H30V257L28 256ZM82 259V260H81ZM85 260V262H84V260ZM98 259V260H97ZM101 259H103V260H101ZM201 259V260H200ZM205 259L207 260V262L205 261ZM215 259V260H214ZM219 259V260H218ZM248 259V258H247ZM104 260H106V261H104ZM134 260V261H133ZM135 260H136V262H135ZM216 260H218V262L216 261ZM222 262H221V261ZM229 260V261H228ZM98 261V262H97ZM100 261V262H99ZM102 261H104V263L102 262ZM209 261V262H208ZM224 261H226V263H224ZM248 261V260H247ZM247 261H244L245 263L244 264H246L247 263ZM177 262V263H176ZM203 262V263H202ZM217 262V263H216ZM107 264H108V262H107ZM242 264H243V262H242ZM248 264H249V261H248Z\"/></svg>",
	"mask_w": 264,
	"mask_h": 264
},
{
	"label": "bare ground",
	"instance_id": "bare-ground-1",
	"mask_svg": "<svg viewBox=\"0 0 264 264\" xmlns=\"http://www.w3.org/2000/svg\"><path fill=\"white\" fill-rule=\"evenodd\" d=\"M34 2L32 3L33 4V7H32V9H33V14H31V12L29 13V14H31V15H33V16H31V15H29V17L31 16L32 17V19L34 18V21H35V18H38V16H39V12H38V7H36L37 5L35 4V2H40V3H44L46 0H33ZM51 2V12L52 13H50V12H48V13H50V15L52 16V18H49L52 22V24L50 25L49 23H48V25L49 26H51V28L48 26V25H46V26H48L49 28H50V31L48 32V33H46L47 35L46 36H42V34H40V37L37 39V37L35 36V32H33V34H34V37H36L35 39V41L38 43V45L37 44H35V47L36 46H38L39 47V43L42 45V47H41V51H39V52H36V53H38L31 61H33V62H35V63H33V62H31V63H29L28 64V68H29V72H31V70L33 69V72H31L32 73V76L31 75H29V72H28V69H27V72H28V74H26L25 75V77H24V80L22 81V83L23 84H21V85H23V87H24V89H25V91H23V92H25V95H26V99H25V101H21V100H19L18 98H16V96H14V94L12 95V94H10L9 93V95H10V98H9V96H8V99L6 98L7 96L5 95L8 91H9V89H7L8 91H6V93L4 94V89H5V87L6 86H3V84L2 83H0V86L2 85V88H4V89H0L3 93H1L2 95L4 94L6 97H5V101L2 99V97L4 98V95L2 96V97H0V99L2 100V102H3V104L5 105V103H6V106H5V108L3 107V108H1L0 109V117H3V118H5L4 117V114H5V116L7 117V118H5L6 120H5V122H0V264H78L79 262L81 263V261H79V260H77V258H79L78 256H80V254L78 253L79 251L78 250H80L81 248H83V247H80V249H78L77 250V248H79L78 246H79V244H80V241H77V237H79V236H77L76 238H74L75 237V235H76V233L75 232H73V231H75V228L77 227H74V228H72V226H75L77 223V221L75 222V221H70L68 218V222H72V223H75V225H73L72 223L70 224V225H68V222L67 223H64V221H61V218L60 217H58V215L56 216V214L58 213V211L59 210H57L56 209V211H57V213L55 212V206L58 208V205H59V203H58V205H54V203H55V199H56V197L57 196H59V195H57L56 193H57V189L59 188H57V180H59V179H57V176H58V174H60L61 172H60V169H62V168H60V166H58L59 165V162L57 161V157H58V153H59V147H58V145L62 142V139H64V136H65V134H66V130H67V128H66V126H67V124H68V126H69V123L71 124V122H73L72 120L74 119V116L75 117H77V114H75V109L77 108V106H76V108H74V106L78 103L79 105L81 104V96H83V93H82V95L80 96V95H78L77 93H79L80 92V90H78L79 92H77L76 90H77V84L79 83V82H83V84H85V83H87L88 81L89 82H93V81H95V80H97V79H101V80H103V79H105V80H103V82L105 81L106 82V80L108 79L109 80V82H106V83H110V82H112L111 81V79H114V83H115V81L116 80H118V81H120L119 79H121V78H126V77H124L125 76V74L124 73H126V75L129 73V74H131L130 76H133V78L132 79H134V82L135 81H137V83H138V85H139V83H142V82H144L143 80H145V79H142V80H140V82H138L139 80L137 79V77H140L141 76V71H144V70H142V69H146V67H144L143 65H145L146 64V62H145V64H144V61H139V56L141 55H145V54H147V53H149L148 55L150 56V54L152 55V56H154L153 57V59L152 58H148V59H146V61L147 60H150V61H152L153 60V63H152V65L154 64V67H155V65L156 66H158V68L156 67V69L152 66V70H151V68H150V70H146V72H147V78H146V80H145V82L144 83H142V85H144L146 88V90H147V92L149 91H151L150 89H153L154 90V92H144L145 93V95H146V97H145V95H144V93L142 94H140L141 96H143L144 95V97H145V102H146V104H145V102L144 101H142V104H143V102H144V104L143 105H146L144 108H141V106H139L140 108H141V113L143 114V112L142 111H144V113L145 114H147V115H151V114H153V113H155L156 114V112H159V111H157L158 109H157V107H156V109H155V105H152V103H153V101L155 100V101H157L156 99H155V97H159L161 94H163L164 95V93H162L163 92V90H165V88L168 86H166V87H164L166 84H167V82H165L166 81V79L169 77V75H174L173 77H171L170 76V78H172V79H174L175 77L177 78V82H176V85L178 84H181V85H183V87L181 88L180 86L179 87H175L176 89H178L180 92L181 91H183V90H185V88L184 87H187L186 86V84H187V77H186V74H185V71L183 72L182 70L183 69H185L186 68V66H188V63H187V65L185 66V64H186V62L184 61V66L185 67H183L182 68V70L180 69L181 67H179L178 69H180L179 71L181 72H179V71H176V70H178V69H176L177 68V64H178V60H180V59H178V58H176V60L174 59L173 60V57H175V56H173V55H175V54H173L174 53V49H172V50H174V51H171L170 49H171V45L173 44V43H170L169 41L173 38V36H174V34L175 33H177L178 35H179V38H181L182 39V41H185L186 40V36L184 35V34H186V33H188V32H184V33H182L181 32V30L182 29H184V28H186V29H188V25H189V23L191 24L192 23V21L190 20V19H192L191 17H193V19H194V21H196L195 20V15H194V13L197 11H195L194 13H193V16H191L192 15V13H190L191 11H192V9H190V5L192 4L191 2H190V4H189V2H186L187 0H178V1H176L174 4H177V2H180V4L182 5V6H178V5H174L175 6V8H173V10H176V8L177 7H179V9L180 8H182V10L180 11V12H178V11H174V12H178V19H177V21L179 22H176V21H173V22H176V23H178L179 25H177V26H179V27H177L176 26V24L175 23H173L172 22V18H173V20L175 19V15H177V13L176 14H174V15H172L171 13H174L173 11H172V6H173V4H171V3H173L174 2V0H145V2H142V3H140L139 2V0L137 1V0H126V1H128V2H125V0H47V2ZM135 1V3H133ZM137 1V2H136ZM198 1H200V0H198ZM31 2H32V0H31ZM124 2H125V5H124ZM194 2V1H193ZM26 3V2H25ZM30 3V2H29ZM28 3V4H29ZM137 3H140V5L142 4V6L144 5L145 7H146V11H143V10H145V9H143V7L142 6H139ZM146 3V4H145ZM189 4V13H190V15L189 16H191V17H189L188 16V14H185V13H187V12H185L184 10H186V8H187V5ZM215 3L216 4H219L220 5V8L217 10V9H215V6H213V5H210V6H204V5H206L205 4V0H201L200 2H199V5H196V4H198L197 2H195V5L196 6H198V7H196L199 11H197V13L199 12V14L198 15H202V16H205L206 15V17H203L204 19H201V22L200 23H204V24H209V25H207V27H209V26H211L210 25V23L212 24V25H214V27H211V28H215V29H217L219 26L221 27L220 29H222V30H220L219 28L217 29V30H220V37H224V36H229L228 38H231L232 36H234V38H231L230 40L231 41H229L228 42V40L229 39H227L226 38V41H227V46L225 45V47H223V49L225 50V51H228V50H226V49H230L229 50V52H232L233 50H236V44H237V42H235L236 41V37H238L239 35L241 36V38H240V36H239V38L240 39H242L243 40V42L241 41V46L242 45H244V47L242 48V49H245L246 47H249V49L248 50H246L245 52L247 53V55L246 56H244V58L242 59L243 61L242 62H244V63H246L245 64V69L243 70V68H244V66H241V67H243L242 69H241V67H240V64H242V63H240L241 61H239V60H236L235 61V59H238V58H236L235 56H234V54H233V52H232V54L233 55H231V57H233L232 58V60L231 59H229L228 57L230 56H226L227 58H224V60H226L227 59V61H224V63H223V61H222V68H223V65L225 66V67H227L229 70H231V72L230 73H232L231 75H232V77H233V79L232 80H230V82H236V81H239V84H240V81H241V78H242V81H243V75H245L246 74V76H247V78H245V80L247 79L249 82L247 83V85L245 84V83H243L244 85H246L245 87V97H243V100L240 102V107L238 108V106H236L237 107V109L235 110V112L234 113H236L241 119H244V121L245 122H243V120L240 122V119H238L239 120V122H240V125H236L235 124V126H234V124L232 125V127H230L231 126V123L229 124V129H230V131L228 130V132H233V138H232V135H231V144H230V147H231V152H229L228 150L226 151L225 149H224V146H225V142L222 144V150L225 152V153H231V156H230V159H232V161L229 159V155H228V159H226V160H230V162H232L233 163V165H231L233 168H232V174H230V170H228L227 169V167H226V169L229 171V173L228 172H225V173H228L226 176H228L229 174H230V178H232V181H231V179H229L230 180V183H231V185L229 186L230 187V190L228 189V191H230V194H231V199H233V202L230 204V203H228V205H225L226 207H228L229 206V204H230V206H229V212H230V214H231V216H230V214H229V216H230V219H232V222H233V229L231 228V231L233 232V234H232V232H228L227 231V229H225L226 230V232L224 231V235L225 234H227V233H229V235H234V237H235V239L233 240V241H235V246H233V247H231V248H234V250L236 249H242V256L243 255H245L244 256V260L242 261L243 262V264L245 263L244 261H249V264H264V244H263V242L261 241L262 239H261V234H259V233H263V224H264V217L262 218V215H264V204H253L254 202H246V200L244 201L243 199L244 198H246V197H250L251 196V198L252 197H255V196H252V195H250V192H252V191H250V190H248L247 188H243V185H240L239 184V182H238V177H240V176H242V174H244V172L245 171H249V170H251V172H252V169L255 167L254 165L256 164H254V162L253 161H251L252 159H250V158H248L249 157V155H251V154H254L255 152H257V155H264V136H263V130H264V128H263V125L261 126L260 124H261V122L263 121L264 122V0H215ZM47 5L49 4V3H46ZM170 4L172 5V6H170ZM179 4V3H178ZM204 4V5H203ZM45 5V4H44ZM186 5V6H185ZM29 6V5H28ZM46 6V5H45ZM204 6V7H203ZM25 7V6H24ZM30 7V6H29ZM49 7H50V4H49ZM144 7V8H145ZM40 8V7H39ZM42 8H43V5H42ZM42 8H40V10L42 9ZM45 8H47V7H45ZM141 8L143 9V10H141ZM192 8H194L193 6H192ZM18 9V8H17ZM29 9V8H28ZM50 9V8H49ZM48 8L46 9V10H49ZM43 10H45L44 8H43ZM45 10V11H46ZM127 10H130V11H132L129 15H128V13H126L128 16H127V19L125 18V16H124V18H125V20H124V18L121 20V22H120V18H121V16L123 15V13H124V11H126V12H128ZM147 10H149V13L147 12ZM164 10V11H163ZM166 10H167V12H166ZM177 10H178V8H177ZM186 10V11H187ZM139 11H141L142 13H140ZM163 11V12H162ZM193 11H194V9H193ZM46 12V13H47ZM164 12L166 13V14H164ZM42 13V12H41ZM40 13V14H41ZM43 13H44V11H43ZM145 13H148L149 15L148 16H146L145 18H141V16H140V14L141 15H144ZM125 14V15H126ZM138 14H139V16H138ZM171 14V15H170ZM211 14H212V16H211ZM12 15V14H11ZM45 15V14H44ZM43 14L42 15H40L41 17L42 16H44ZM47 15V14H46ZM45 15V17H47ZM49 15V16H50ZM7 16H9V15H7ZM174 16V17H173ZM29 17H28V19H29ZM141 19H144V20H146L145 22L143 21V23L141 22V25H140V29L142 28V30L144 29V27L147 25H145L144 23H146L147 21L148 22H150L147 26H148V28L149 29H153L152 30V32L150 31L149 32V30H145L147 33L145 34V35H152L153 36V38H151L150 36V38L152 39V40H148V42H139V44L137 43V39L135 40L136 42H134L135 43V45H134V43H131L129 40H127V41H129L132 45H134V46H132V48L130 49L129 47H127V42L125 41V40H123V38H122V36L121 35H125V36H127V34H129L130 33V31L131 32H133V30L134 29H136L137 28V26L139 27V24H140V18ZM176 17V18H177ZM201 17V16H200ZM199 17V18H200ZM208 17H209V20H207L208 19ZM210 17H213V19L211 20L210 19ZM6 18V17H5ZM197 18V17H196ZM202 18V17H201ZM48 19V20H49ZM218 19H228V22H226V23H223V27L221 26L222 24H220L219 25V22L217 21ZM37 20H41V19H37ZM45 19H44V17H43V21H44ZM47 20V19H46ZM124 20V21H123ZM176 20V19H175ZM211 20V21H210ZM6 21H7V19H4V21H3V25L6 23ZM33 22L32 20H29V22ZM42 21V22H43ZM194 21H193V23H194ZM203 21V22H202ZM216 21H217V23H216ZM28 22V21H27ZM36 22V21H35ZM147 22V23H148ZM154 23V24H157V26L155 25L154 26V24H153V26L156 28H153L152 26H151V24L152 23ZM16 23V22H15ZM26 23V22H25ZM37 23V22H36ZM38 23H39V21H38ZM37 23V24H38ZM47 23V22H46ZM114 23H116V24H114ZM118 23V24H117ZM199 23V22H198ZM198 23H196L195 25L193 24H191L192 26H196L197 28L199 27V30H197V29H195L194 27V30H197V31H201V33H202V30L205 28V26L204 25H202L201 24V27L202 26H204V28L202 29V30H200V23H199V25H197ZM33 24H34V22H33ZM36 24V25H37ZM45 24V23H44ZM142 24H144L143 26H142ZM171 24H173V26L175 25L177 28H176V30H174L173 28H171ZM30 25H31V23H30ZM114 25H116V26H114ZM184 25L186 26V27H184ZM190 25V26H191ZM219 25V26H218ZM35 26V25H34ZM41 26L43 27V24L41 23ZM40 26V27H41ZM150 26L152 27V28H150ZM172 26V27H173ZM216 26H218L217 28H216ZM184 27V28H183ZM31 28H33V27H31ZM30 28V29H31ZM35 28V27H34ZM44 28V27H43ZM145 28H147V27H145ZM47 29V28H46ZM45 29V30H46ZM140 29H139V32H140ZM191 29V28H190ZM213 29H212V31H213ZM33 30V29H32ZM42 30V29H41ZM137 30V29H136ZM156 32H155V31ZM189 30V29H188ZM206 30V29H205ZM211 30V29H210ZM36 31V30H35ZM47 31V30H46ZM45 31V32H46ZM183 31V30H182ZM193 31V30H192ZM204 31V30H203ZM39 32V31H38ZM37 32V33H38ZM43 32V31H42ZM44 32V33H45ZM100 32H102V34H99ZM118 32L119 33H122V34H119L120 36H118L117 34H118ZM135 32H137V31H135ZM148 32H149V34H148ZM155 32V33H154ZM214 32V31H213ZM217 32H219V31H217ZM216 31H215V34L217 33ZM138 33V32H137ZM145 32L143 31V34H144ZM190 33V32H189ZM199 33V32H198ZM201 33H199V34H201ZM205 33V32H204ZM39 34V33H38ZM38 34H37V36H38ZM131 34V33H130ZM129 34V35H130ZM143 34H140L139 33V35H143ZM171 34L173 35L172 37H170L171 36ZM214 34V35H215ZM239 34V35H238ZM24 35V34H23ZM30 35H32V33L30 34ZM123 35V36H124ZM132 35V34H131ZM134 35V34H133ZM213 35V36H214ZM238 35V36H237ZM124 36V37H125ZM135 36V35H134ZM136 36H137V34H136ZM144 36V35H143ZM175 36H177V35H175ZM190 37V35H187V37ZM199 36V35H198ZM203 36V35H202ZM215 36H218V34L217 35H215ZM25 37V36H24ZM23 37V38H24ZM29 38H30V36H28ZM33 37V36H32ZM170 37V38H169ZM209 37H210V35H209ZM87 38V40H85ZM141 38V37H140ZM143 38H145V37H143ZM225 38V37H224ZM224 38H223V40H224ZM34 39V38H33ZM125 39V38H124ZM146 39V38H145ZM176 39H178V38H175L174 40L175 41H177L176 42V44L177 43H179L181 40L180 39H178V40H176ZM202 39V38H201ZM200 39V40H201ZM234 39H235V41H234ZM22 40V39H21ZM134 40V39H133ZM173 39H172V41H174ZM199 40V41H200ZM214 40V39H213ZM30 41H31V39H30ZM35 41H33V42H35ZM144 41V40H143ZM174 41V42H175ZM179 41V42H178ZM181 41V42H182ZM191 41V40H190ZM190 41H188V42H186V43H190ZM225 41V42H226ZM239 41V40H238ZM32 42V41H31ZM125 42H126V44H125ZM169 42V43H168ZM211 42V41H210ZM240 42V41H239ZM238 42V43H239ZM252 46L251 48H250V45L248 46L247 44L248 43ZM27 43V42H26ZM137 43V44H136ZM197 43V42H196ZM33 44V43H32ZM87 44H89V45H87ZM130 44V45H131ZM169 44H171L170 45V49L168 48L169 46L168 45ZM198 44V43H197ZM226 44V43H225ZM27 45V44H26ZM31 45V44H30ZM129 45V46H130ZM174 45V44H173ZM183 45H184V47H185V43L183 42V44H182V48H183ZM187 45V44H186ZM245 45H247L246 47H245ZM163 46L165 47V50H164V52L162 53L160 50L159 51H156L157 49H159V48H163ZM168 46V47H167ZM181 45H180V43H179V46L178 47H180ZM237 46H239L238 48H240L241 46L240 45H237ZM187 47H189V46H187ZM204 47V46H203ZM129 48V49H128ZM167 48L169 49V51L167 50ZM186 48V47H185ZM185 48H183V49H185ZM201 48H202V46H201ZM237 48V49H238ZM253 48V49H252ZM177 49H179V48H177ZM176 49V50H177ZM205 49V48H204ZM35 50V49H34ZM36 50H37V47H36ZM156 51V52H153V51ZM186 50H188V52H189V49L187 48ZM195 50L197 51L198 50V48H196L195 47ZM202 49H200L199 51H201ZM239 50V49H238ZM4 51H6V50H4ZM4 51H2V52H4ZM167 51H168V53H167ZM179 51V50H178ZM184 52H185V50H183ZM182 50L180 51V52H183ZM203 51V50H202ZM205 51V50H204ZM237 51V50H236ZM7 52V51H6ZM153 52V53H152ZM169 52H173L172 54H170ZM176 52V51H175ZM187 52V51H186ZM187 52V53H188ZM238 52V51H237ZM237 52H235L236 53V55H237ZM5 53V52H4ZM154 53H155V55H154ZM197 53V52H196ZM195 53V54H196ZM201 52H199V54H200ZM209 53V52H208ZM222 53H223V51H222ZM240 53V52H239ZM1 54H3V53H1ZM177 54V53H176ZM184 54L185 53H183V56H184ZM202 54H203V52H202ZM210 54V53H209ZM220 54V53H219ZM219 54H217V55H219ZM229 54V53H228ZM242 54V53H241ZM240 54V55H241ZM245 54V53H244ZM35 55V54H34ZM121 55H123L124 56V58H125V61L124 60H122L123 62H119V63H122V65L121 64H119V65H121V66H123V68H119V69H121V70H118V67L119 66H117L118 64H117V61H116V66H115V68L114 67H111V64H112V62L114 61V63H115V60H119V58L120 57H122L123 58V56H121ZM169 55H172L171 57H172V59H171V57H168ZM178 55H179V52H178ZM177 55V56H178ZM187 55V54H186ZM204 55V54H203ZM1 56V55H0ZM4 56V55H3ZM79 56H81V59H82V63L80 64V65H78L77 66V68H76V71L75 70H73V71H75L74 73H70L68 70L67 71H63L62 69H61V66H62V61H69V59L70 58H73V60L72 61H74L75 59H77V58H75V57H79ZM140 56V57H141ZM148 56V57H149ZM176 56V57H177ZM180 56V55H179ZM182 56V55H181ZM181 56L179 57V58H181ZM182 56V58L181 59H183L184 57ZM210 56V55H209ZM5 57V56H4ZM8 57V56H7ZM7 57H5V58H7ZM12 57V56H11ZM45 58V62L42 60V58ZM83 57V58H82ZM119 57V58H118ZM136 57H138L137 59H135ZM144 57H146V56H144ZM208 57V56H207ZM219 57V56H218ZM243 57V56H242ZM131 58H133V60L131 59ZM142 58V57H141ZM171 59V60H173L172 62H170L168 59ZM188 58V57H187ZM195 58V57H194ZM212 58V57H211ZM3 59V58H2ZM1 58H0V62L2 63L3 61V65H4V63H5V60H8V59H5V60H2ZM9 59H10V57H9ZM178 59V60H177ZM199 59V58H198ZM207 59H209V58H207ZM218 59V58H217ZM228 59H229V61H228ZM241 59V58H240ZM12 60V59H11ZM132 60V61H131ZM144 60V59H143ZM206 60V59H205ZM9 61V60H8ZM7 61V62H8ZM14 61V60H13ZM42 61L44 62L43 64H44V68L42 69V71L41 70H39L40 68H41V66L40 65H42L41 63H42ZM176 61V62H175ZM186 61H188V60H186ZM203 61V60H202ZM212 61H213V58H212ZM220 61V62H221ZM239 61V62H238ZM7 62H6V65H7ZM174 62L175 63H177V64H175L174 65ZM182 62V61H181ZM207 62H209L208 60H207ZM207 62H206V65H207ZM218 62V61H217ZM10 63V61L8 62V64ZM201 63H203V62H201ZM200 63V64H201ZM210 63V62H209ZM24 64V63H23ZM31 64L32 65H34L33 67L31 66ZM172 64V65H171ZM204 64V63H203ZM239 64V65H238ZM1 65V64H0ZM3 65H1V69H2V67H3ZM19 65V64H18ZM61 65V66H60ZM178 65H180L181 66V63L180 64H178ZM182 65H183V63H182ZM202 65V64H201ZM211 65V64H210ZM218 65V64H217ZM15 66V65H14ZM14 66H12L13 67V69H14ZM20 66V65H19ZM114 66V65H113ZM120 66V67H121ZM146 66H148V65H146ZM150 66V65H149ZM174 66H176L175 67V69H174ZM203 66V65H202ZM239 66V67H238ZM8 67H10V65L8 66ZM16 67V66H15ZM18 67V66H17ZM26 67V66H25ZM144 67V68H143ZM172 67H173V70H172ZM209 67V66H208ZM208 67H207V69H208ZM211 67L212 66H210L209 68H210V70H211ZM32 68V69H31ZM65 68V67H64ZM115 70H114V69ZM117 68V69H116ZM125 68V70H122V69H124ZM154 68V69H153ZM202 68V67H201ZM201 68H200V70H201ZM203 68H205L206 69V67H203ZM214 68H216V67H214ZM221 68V69H222ZM13 69H12V71H13ZM18 68H16V70H17ZM100 69H102V70H100ZM187 69V68H186ZM205 69H203V70H205ZM70 70V69H69ZM99 70H100V72H99ZM117 70V71H116ZM170 70H172V73H174V74H171V71ZM189 70V69H188ZM209 69H208V73H211V72H209L210 71ZM1 71V70H0ZM18 71H20V69L18 70ZM25 71V70H24ZM40 71V74H41V76L39 77V78H37L36 80H38V81H36V83H37V85L34 83V79L36 78V75H37V77H38V72ZM125 71V72H124ZM173 71H175V72H173ZM214 71V70H213ZM3 72V71H2ZM7 73H8V71H6ZM128 72V73H127ZM177 72V73H176ZM189 72V71H188ZM206 72V71H205ZM220 72V71H219ZM223 72V71H222ZM18 73V72H17ZM20 73V72H19ZM30 73V74H31ZM97 73V74H96ZM189 73H191V72H189ZM215 73V72H214ZM4 74H5V72H4ZM10 74V73H9ZM14 74V73H13ZM77 74V75H76ZM124 74V75H123ZM128 74V75H129ZM197 74V73H196ZM212 74V73H211ZM226 74V73H225ZM228 74V73H227ZM8 75V74H7ZM7 75H5V76H7ZM12 75V74H11ZM15 75H17V74H15ZM207 75V74H206ZM213 75V74H212ZM219 75V74H218ZM4 75H3V77H5ZM13 76V75H12ZM142 76H143V74H142ZM190 76V75H189ZM223 76V75H222ZM228 76V75H227ZM230 76V75H229ZM245 76V77H246ZM9 77H11V76H9ZM190 77H192V76H190ZM217 77V76H216ZM231 77V78H232ZM7 78L8 77H6V80H5V78H3L4 80H5V82L7 81ZM130 79V82H133V81H131L132 79H131V77H129ZM176 78L174 79L175 81H176ZM209 78V77H208ZM213 78V77H212ZM226 78V77H225ZM224 78V79H225ZM1 79L2 78H0V82H1ZM116 79V80H115ZM127 79V78H126ZM135 79H137V80H135ZM161 79V80H165V81H163V82H165L164 84V86H162L161 84L163 83V82H160L161 84L159 85V84H156V83H159L158 81ZM169 79V78H168ZM172 79H169L171 82V84L173 85V83L172 82H174V81H172ZM191 79V78H190ZM221 79V78H220ZM228 79H230L229 77H228ZM228 79H226L227 81H228ZM3 80V81H4ZM10 80H12V79H9V81ZM107 80V81H108ZM122 80H124V79H122ZM193 80H194V78H193ZM207 80V79H206ZM209 80V79H208ZM207 80V81H208ZM142 81V82H141ZM168 81V80H167ZM220 81V80H219ZM226 81V82H227ZM10 82H12V81H10ZM99 81H96V83H94V84H96L95 85V88L97 89V83H98ZM102 82V83H103ZM123 82V81H122ZM133 82V83H134ZM222 82V81H221ZM226 82H224V83H226ZM245 82V81H244ZM7 84H9V82L7 81L6 82ZM101 83V84H102ZM118 83V82H117ZM121 83V82H120ZM120 83H118V85L120 84ZM124 83V82H123ZM175 83V82H174ZM229 83V82H228ZM6 84V85H7ZM36 86H35V85ZM88 84V83H87ZM122 84V83H121ZM198 84V83H197ZM235 84V83H234ZM238 84V85H239ZM5 85V84H4ZM92 85H93V83H92ZM98 85H100L99 83H98ZM103 86H100L101 88L102 87H104V86H107V85H104V84H102ZM109 85V84H108ZM115 85V84H114ZM128 85H130V83L128 84ZM132 86H133V84H131ZM130 85V86H131ZM137 85V84H136ZM137 85V86H138ZM141 85V84H140ZM175 84H174V86H176ZM177 85V86H178ZM185 85V86H184ZM194 85V84H193ZM199 85V84H198ZM197 85V86H198ZM222 85V84H221ZM230 85V84H229ZM236 85L237 84H235V87H236ZM8 86V85H7ZM127 86V85H126ZM126 86H124V87H126ZM135 86V85H134ZM191 86V85H190ZM212 86V85H211ZM234 86V85H233ZM241 86V85H240ZM12 87V86H11ZM93 87V86H92ZM99 87V86H98ZM115 87V86H114ZM123 87V86H122ZM129 87V86H128ZM139 87V86H138ZM143 87V86H142ZM138 88V89H144V88ZM162 87H164L163 89H162ZM170 87H171V85H170ZM228 87V86H227ZM242 87V86H241ZM7 88V87H6ZM18 88V87H17ZM94 88V87H93ZM107 88H110V86L109 87H107ZM106 88V89H107ZM118 88V87H117ZM167 88H169V87H167ZM166 88V89H167ZM174 88V87H173ZM172 88V90H174ZM207 88V87H206ZM234 88V87H233ZM12 89H14V88H11L10 90H12ZM16 89V88H15ZM85 89V88H84ZM113 89V88H112ZM112 89L110 88V90L112 91ZM120 89H121V87H120ZM119 89V90H120ZM132 89H134V87H132ZM136 89H137V87H136ZM170 89V88H169ZM168 89V90H169ZM176 89L174 90V91H172V94H173V92L175 93V91H176ZM194 89V88H193ZM205 89V88H204ZM203 89V90H204ZM210 89H211V87H210ZM244 89V88H243ZM242 89V90H243ZM20 90V89H19ZM95 90V89H94ZM109 90V89H108ZM145 90V91H146ZM187 90V89H186ZM192 90V89H191ZM206 90V89H205ZM208 90V89H207ZM213 90V89H212ZM237 91L239 90L238 88L236 89ZM127 91V94H130V93H128V91H129V88H128V90H126ZM130 91H132L131 90V88H130ZM138 90H136V92H137ZM179 91H177L179 94H181ZM194 91H196V90H194ZM209 91V90H208ZM208 91H206V92H208ZM241 91V90H240ZM12 92V91H11ZM16 92V91H15ZM108 92V91H107ZM110 92V91H109ZM176 92V93H177ZM185 92V91H184ZM184 92H182V93H184ZM188 92V91H187ZM199 92V91H198ZM202 92V91H201ZM211 92V91H210ZM227 92V91H226ZM85 93H87V91H85ZM91 93V92H90ZM116 93V92H115ZM118 93H119V91H118ZM121 93L124 95V96H126L127 97V94H125V89L123 90V92H122V90H121ZM120 93V95L119 96H121L122 94ZM132 93V92H131ZM133 93L134 94H136L135 93V90L133 91ZM204 93V92H203ZM216 93V92H215ZM229 93V92H228ZM239 93V92H238ZM237 93V94H238ZM19 93H17V95H18ZM77 94V95H76ZM80 94V93H79ZM107 94V93H106ZM109 94V93H108ZM107 94V95H108ZM111 94V93H110ZM109 94V95H110ZM139 93L137 92V94H136V96L138 95ZM167 94V93H166ZM168 94H169V92H168ZM171 94V93H170ZM171 94V95H172ZM178 94V95H179ZM186 94V92L183 94L184 96H186L185 95ZM210 93H208L206 96L207 97H209L208 95H209ZM235 94V93H234ZM12 95V96H11ZM93 95H94V93H93ZM102 95H104V94H102ZM116 95H117V93H116ZM133 94H131V96H129L128 95V97L127 98H129V97H132L133 99H135L136 98V96H135V98H134V96H132ZM140 95H139V97H140ZM205 95V94H204ZM204 95H203V97H204ZM22 96V95H21ZM74 96H79L80 97V99L78 100V102L76 101V98H75V101L77 102V103H74L75 101H74ZM162 96V95H161ZM173 96V95H172ZM236 96V95H235ZM18 97V96H17ZM78 97V98H79ZM84 98H85V96H83ZM92 97V96H91ZM107 97H109L110 98V96H107ZM112 97V96H111ZM123 96H121V98H122ZM163 97V96H162ZM174 97V96H173ZM176 97V96H175ZM174 97V98H175ZM218 97V96H217ZM77 98V99H78ZM167 99H168V97H166ZM172 98V97H171ZM185 98H187V97H185ZM205 99H206V97H204ZM215 98V97H214ZM220 99L222 98V95H221V97H219ZM233 98V97H232ZM231 98V99H232ZM237 98V97H236ZM23 99V98H22ZM87 99V97L85 98V100ZM105 99H107V98H105ZM113 99V101H116V100H114V97L112 98ZM112 99H111V102H112ZM142 99V98H141ZM140 99V100H141ZM158 99V98H157ZM176 99V98H175ZM211 99H212V96H211ZM211 99H207V101L208 100H210V101H212ZM7 100V101H6ZM124 100V103H125V99H123ZM123 100L121 99V101L119 102V104L120 103H122L123 102ZM127 101H129L128 99H126ZM137 100V99H136ZM136 100H134V102L136 101ZM144 100V99H143ZM166 100V99H165ZM165 100H162V101H165ZM172 100H174V99H172ZM216 100V99H215ZM222 100V99H221ZM220 100V101H221ZM130 101L132 102V99H130ZM137 101H139V100H137ZM169 101V100H168ZM186 101H187V99H186ZM203 101H204V99H203ZM237 101L238 100H236V102H235V100H234V102L235 103H237ZM240 101V100H239ZM1 101H0V104L2 103ZM5 102V103H4ZM86 102H88L87 100H86ZM111 102H108V104L109 103H111ZM134 102H132V103H134ZM161 102V101H160ZM170 102V101H169ZM169 102H168V104H169ZM173 102V101H172ZM206 102V101H205ZM205 102H203V103H205ZM113 103V102H112ZM130 103V102H129ZM138 103V102H137ZM136 103V104H137ZM141 103V101L139 102V104ZM166 103H167V101H166ZM171 103V102H170ZM199 103V102H198ZM208 103V102H207ZM214 103V102H213ZM72 104L74 105L73 107H72ZM114 105H115V102L113 103ZM116 104H118V101L116 102ZM191 104V103H190ZM202 104V103H201ZM201 104H200V106H201ZM209 104H211V102L209 103ZM234 104V103H233ZM82 105V104H81ZM84 105V104H83ZM87 105V104H86ZM98 105V104H97ZM128 105V104H127ZM131 105V104H130ZM161 105H162V103H161ZM166 105V104H165ZM171 105V104H170ZM207 105V104H206ZM212 105V104H211ZM214 105V104H213ZM220 105H221V103H220ZM228 105V104H227ZM239 105V104H238ZM1 106V105H0ZM88 106V105H87ZM87 106H86V108H87ZM110 106L111 105H109V109L111 110V108H110ZM113 106V105H112ZM117 106H119V105H117ZM116 106V107H117ZM132 106H134L133 104H132ZM138 106V105H137ZM154 106V107H153ZM222 106H225V105H222ZM234 106H235V104H234ZM80 107V106H79ZM90 107V106H89ZM88 107V108H89ZM106 107H107V105H106ZM105 107V108H106ZM121 107V106H120ZM123 107V106H122ZM121 107V108H122ZM124 107H126V106H124ZM136 107V106H135ZM160 107H162V106H160ZM159 107V108H160ZM167 107H169V106H167ZM166 107V108H167ZM172 107V106H171ZM209 107V106H208ZM115 108V107H114ZM119 108V107H118ZM134 108V107H133ZM164 108V107H163ZM221 109H222V107H220ZM4 109V110H3ZM73 109L75 110L74 112H73ZM78 109V108H77ZM84 109V108H83ZM126 109V108H125ZM142 109H144V110H142ZM169 109V108H168ZM224 109V108H223ZM230 109V108H229ZM85 110V109H84ZM90 110V109H89ZM93 110H94V108H93ZM96 110V109H95ZM94 110V111H95ZM108 110V109H107ZM109 110V111H110ZM128 110V109H127ZM127 110H126V112H127ZM210 110V109H209ZM232 110V109H231ZM114 111V110H113ZM115 111L116 112H114V114L113 115H116V113H117V110L115 109ZM120 111V110H119ZM124 111V110H123ZM123 111H121V112H123ZM130 112L131 111H133L132 109H130L129 110ZM135 111V110H134ZM136 111H137V109H136ZM139 111V110H138ZM156 111V112H155ZM215 111V110H214ZM225 111H226V109H225ZM224 111V112H225ZM87 112H88V110H87ZM86 112V114H88ZM90 112H93L92 111V108H91V111ZM125 112V113H126ZM161 112V111H160ZM168 112H170V111H168ZM167 112V113H168ZM219 112H223L222 110L221 111H219ZM76 113H78V111L76 112ZM94 113V112H93ZM102 113V112H101ZM124 113V114H125ZM132 113V112H131ZM136 113V112H135ZM135 113H134V115H135ZM218 113V112H217ZM228 113V112H227ZM229 113H230V111H229ZM110 114H112L111 112H110ZM121 115L123 114V113H120ZM128 114V113H127ZM136 114H139V112H137ZM141 114V116H139V117H142L143 115ZM145 114H144V116H145ZM219 114V113H218ZM223 114V113H222ZM79 115H81L80 113H79ZM91 115H92V113H91ZM96 115V114H95ZM119 115V114H118ZM133 115V114H132ZM133 115V116H134ZM146 115V117L148 118V116ZM154 115V114H153ZM157 115V114H156ZM168 115H171L170 113H168L167 114V120L165 121L166 123L168 122L169 123V121H168V119H170V121H171V118H169V116ZM94 116V115H93ZM126 116V115H125ZM129 116V115H128ZM133 116H131V117H133ZM152 116V115H151ZM150 116V117H151ZM159 116V115H158ZM207 116H208V114H207ZM227 116H229L230 117V115H227ZM81 117H82V115H81ZM89 117H91V116H89ZM117 117L118 116H116V117H113L114 119L113 120H115V118L117 119ZM121 117V116H120ZM120 117H118V118H120ZM136 117V116H135ZM138 117V116H137ZM171 117V116H170ZM222 117H224V116H222ZM228 117V118H229ZM86 118V117H85ZM122 118V117H121ZM125 118V117H124ZM129 118V117H128ZM134 118V117H133ZM153 118H156L155 117V115H154V117ZM152 118V119H153ZM158 118V117H157ZM154 119L152 122H154V124H158L159 126H156V127H154V128H158L152 135L150 134V138H151V140H149V142L151 143V142H154L157 138H159V134L163 131L162 130V125L161 124H163V123H160V122H164V118L160 121L159 119ZM165 118V119H166ZM188 118V117H187ZM226 118V117H225ZM236 118H237V116H236ZM96 119V118H95ZM123 119V118H122ZM121 119V120H122ZM135 119V118H134ZM133 119V120H134ZM138 119V118H137ZM140 119H142V118H139V121H140ZM145 119V117H143V120ZM149 119V118H148ZM147 119V120H148ZM151 119V118H150ZM211 119V118H210ZM209 119V120H210ZM213 119V118H212ZM231 119V118H230ZM233 119V118H232ZM1 120L3 121V119L1 118ZM78 120V119H77ZM82 120H85V119H82ZM87 120V119H86ZM112 120V121H113ZM118 120V119H117ZM120 120V119H119ZM118 120V121H119ZM124 120H126V119H124ZM129 120V119H128ZM141 121V122H144V121ZM221 120H222V118H221ZM223 120H225V119H223ZM236 120V119H235ZM80 121H81V118H80ZM116 121V120H115ZM127 121V120H126ZM129 121H131V118H130V120ZM135 121V120H134ZM160 121V122H159ZM186 121V120H185ZM205 121V120H204ZM225 121H227L228 122V120H225ZM230 121V120H229ZM101 122V121H100ZM137 122V121H136ZM136 122H134L136 125H137V123ZM141 122H139L138 124H142V125H145V126H147L146 125V122H145V124H143V123H141ZM164 122V124H163V126L166 124ZM210 122V121H209ZM216 122V121H215ZM220 122H222V121H220ZM238 122V121H237ZM245 123L244 124V126H243V124H241V123ZM83 123V122H82ZM114 123V122H113ZM112 123V124H113ZM122 123V122H121ZM167 123V124H168ZM223 123V122H222ZM222 123H221V125H222ZM235 123V122H234ZM119 124V123H118ZM134 124V125H135ZM213 124V123H212ZM224 124V123H223ZM226 124V123H225ZM224 124V125H225ZM109 125H111V123L109 124ZM117 125V124H116ZM126 125V124H125ZM208 125V124H207ZM220 125V124H219ZM218 125V126H219ZM227 125V124H226ZM71 126V125H70ZM143 127L142 126V130L143 129H146V131H147V133H149V131H151L152 132V129L150 130V128H148V126H152L153 127V124H148V126H147V128L146 127ZM228 126V125H227ZM104 127V126H103ZM111 127V126H110ZM113 127V126H112ZM121 127H123V126H121ZM130 127V126H129ZM138 127H139V125H138ZM138 127H137V130H139L138 129ZM141 127V126H140ZM139 127V128H140ZM219 127H221V126H219ZM119 128V127H118ZM125 128L126 127H124V130H125ZM132 128V127H131ZM130 128V129H131ZM164 128H165V126H164ZM222 128V127H221ZM220 128V129H221ZM228 128V127H227ZM104 129V128H103ZM102 129V130H103ZM110 129V128H109ZM121 129V128H120ZM130 129H128V130H130ZM135 129V128H134ZM134 129H133V131H134ZM147 129H149V130H147ZM215 129V128H214ZM219 129V130H220ZM100 130V129H99ZM108 130V129H107ZM123 130V131H124ZM132 130V129H131ZM130 130V131H131ZM136 130V129H135ZM155 130V129H154ZM206 130V129H205ZM218 130V131H219ZM224 130V129H223ZM78 132H79V130H77ZM77 131L75 132V133H77ZM113 131V130H112ZM126 131V130H125ZM143 131H145V130H143ZM216 131V130H215ZM227 131V130H226ZM84 132V131H83ZM105 132V131H104ZM110 132V131H109ZM117 132V131H116ZM127 132H129V131H127ZM136 132V131H135ZM221 131H219V133H220ZM225 132V131H224ZM223 132V134H225ZM102 133V132H101ZM100 133V134H101ZM115 133V132H114ZM122 132L120 131V134H121ZM140 133H142V132H140ZM146 133V132H145ZM84 134H86V133H84ZM96 134V133H95ZM109 134V133H108ZM118 134V133H117ZM124 134H126V133H124ZM132 134V133H131ZM229 134V133H228ZM81 135V134H80ZM115 135V134H114ZM119 135V134H118ZM133 135V134H132ZM222 135V134H221ZM96 136V135H95ZM95 136H93L94 138V140H95ZM98 136V135H97ZM101 136H105V135H101ZM122 136H124L123 134H122ZM135 137H136V135H134ZM137 136H139V137H136V138H138L137 140H140L139 138L140 137H142V136H140L139 134L137 135ZM143 136H144V138H145V136H146V134H143ZM147 136H149L148 134H147ZM161 136V135H160ZM204 136V135H203ZM79 137V136H78ZM110 137V136H109ZM116 137V136H115ZM132 137V136H131ZM135 137H133V138H135ZM157 137V138H156ZM219 137V136H218ZM230 136H228V138H229ZM82 138V137H81ZM91 138V137H90ZM113 138V137H112ZM123 138H125V140H126V137H123ZM129 138V136L127 137V139ZM223 138H224V136H223ZM77 139V138H76ZM88 139V138H87ZM92 139V138H91ZM107 139H111V138H107ZM148 139V138H147ZM147 139L145 138V140H146V142H147ZM155 139V140H154ZM221 139V138H220ZM103 140V139H102ZM124 140V141H125ZM143 140V139H142ZM144 140V141H145ZM174 140V139H173ZM222 140H224V139H222ZM225 140H227V137H226V139ZM83 141H84V139H83ZM89 141V140H88ZM100 141V140H99ZM104 141V140H103ZM111 141V140H110ZM114 141H115V139H114ZM118 141V140H117ZM128 141V140H127ZM132 141H133V139H132ZM135 141L136 140H134V142L133 143H135ZM212 141H213V139H212ZM214 141H215V138H214ZM221 141V140H220ZM219 141V142H220ZM230 141H229V143H230ZM105 142V141H104ZM107 142V141H106ZM113 142V141H112ZM137 142V141H136ZM143 142V141H142ZM146 143V144H148V146H149V144L150 143ZM78 143V142H77ZM80 143V142H79ZM88 144H89V142H87ZM86 143V144H87ZM98 143V142H97ZM96 143V144H97ZM101 143V142H100ZM100 143H99V145H100ZM117 143V142H116ZM118 143H120V142H118ZM124 143V142H123ZM138 143V142H137ZM173 143V142H172ZM191 143V142H190ZM189 143V144H190ZM228 143V142H227ZM228 143V144H229ZM85 144V145H86ZM96 144H94V145H96ZM104 144V143H103ZM102 144V145H103ZM106 144V143H105ZM109 144V143H108ZM127 144H128V142H127ZM127 144L125 145V146H127ZM140 144H142L141 143V141H140ZM144 144V143H143ZM207 144V143H206ZM218 144V143H217ZM83 145H84V143H83ZM90 146H92L91 144H89ZM111 146H113L112 145V143L110 144ZM110 145H108V147H110ZM129 145H130V143H129ZM132 145V144H131ZM150 145H152V144H150ZM211 145H212V143H211ZM220 145H221V143H220ZM219 145V146H220ZM119 146V145H118ZM123 146V145H122ZM185 146V145H184ZM207 146H209V144L207 145ZM95 147V146H94ZM101 147V146H100ZM106 146H104V149H103V147H102V150L101 151H103V150H105L106 148H108V147H106ZM128 147V146H127ZM126 147V148H127ZM137 147H140V145L139 146H137V144H136V146L133 144L132 145V147H130L131 149H129V147L127 148V150L129 149L130 151V153H131V155H132V153H133V155L135 154V152H136V148ZM180 147V146H179ZM217 147H218V145H217ZM125 148V149H126ZM141 148V147H140ZM202 148V147H201ZM214 148V147H213ZM97 149V148H96ZM100 149V148H99ZM98 149V150H99ZM113 149H115L116 150V147L114 146V148ZM121 150H122V148H120ZM126 150V151H127ZM219 150V149H218ZM124 151V150H123ZM125 151V152H126ZM138 151H139V149H138ZM177 151V150H176ZM208 151V150H207ZM210 151V150H209ZM106 152V151H105ZM108 152V151H107ZM212 152V151H211ZM219 152V151H218ZM223 152V153H224ZM109 153V152H108ZM117 153H118V150H117ZM121 153V152H120ZM127 153V152H126ZM221 153V152H220ZM102 155H103V153H101ZM219 154V153H218ZM92 155V154H91ZM122 155V154H121ZM128 155V154H127ZM127 155H126V157H127ZM216 155H217V153H216ZM220 155V154H219ZM225 155V154H224ZM223 155V156H224ZM97 156V155H96ZM123 156H125V155H123ZM129 156V155H128ZM140 156V155H139ZM152 156V155H151ZM78 157V156H77ZM121 157V156H120ZM133 157H135V155L133 156ZM150 157V156H149ZM196 157V156H195ZM220 157H222V156H219V158ZM251 157V156H250ZM81 158V157H80ZM100 158V160H101V157H99ZM103 158V157H102ZM110 158V157H109ZM124 158V157H123ZM142 158V157H141ZM140 158V159H141ZM153 158H154V156H153ZM224 158V157H223ZM225 158H227V157H225ZM224 158V159H225ZM91 159V158H90ZM115 159V158H114ZM126 159V158H125ZM138 159V158H137ZM140 159H138L139 161H140ZM150 159V158H149ZM187 159V158H186ZM218 159V158H217ZM250 159V160H249ZM107 160H108V158H107ZM107 160L105 161L106 162V164H108V162L110 161V159H109V161L107 162ZM144 160V159H143ZM156 160H157V158H156ZM181 160V159H180ZM213 160V159H212ZM215 160V159H214ZM219 160H221V158L219 159ZM223 160V159H222ZM47 161L48 162H50L51 163V167H49V169H48V167L46 166V164H47ZM80 161V160H79ZM102 161V160H101ZM121 161V160H120ZM133 161H134V159H133ZM153 161V160H152ZM217 161V160H216ZM86 162V161H85ZM96 162V161H95ZM137 162V161H136ZM136 162H134L135 164H136ZM212 162V161H211ZM230 162H226V163H230ZM81 163V162H80ZM99 163V162H98ZM111 163V162H110ZM113 163V162H112ZM111 163V164H112ZM123 163V162H122ZM137 163H139V162H137ZM210 163V162H209ZM215 163V162H214ZM220 163H221V161H220ZM259 163V162H258ZM103 164V163H102ZM181 164V163H180ZM192 164V163H191ZM227 164V165H228ZM100 165V164H99ZM99 165H98V167H99ZM137 165V164H136ZM139 165V164H138ZM163 165V164H162ZM176 165V164H175ZM190 165V164H189ZM194 165V164H193ZM229 165V166H230ZM259 165V164H258ZM261 165V164H260ZM101 166H103V165H101ZM100 166V167H101ZM132 166H134V165H131V167ZM226 166V165H225ZM224 166V167H225ZM254 166V167H253ZM97 167V168H98ZM136 167V166H135ZM138 167V166H137ZM168 167H169V165H168ZM193 167V166H192ZM191 167V168H192ZM222 167V166H221ZM223 167V168H224ZM261 167V166H260ZM124 168V167H123ZM220 168V167H219ZM222 168V169H223ZM230 169H231V167H229ZM65 169H67V168H65ZM64 169V170H65ZM133 169V168H132ZM186 169V168H185ZM215 169V168H214ZM258 169V168H257ZM264 169V168H263ZM219 170V169H218ZM254 170V169H253ZM67 171H68V169H67ZM220 171H222V170H220ZM225 171V170H224ZM257 172H258V170H256ZM262 171V170H261ZM60 172V173H59ZM62 172H64V171H62ZM133 172H134V170H133ZM256 172V173H257ZM197 173V172H196ZM222 173H223V171H222ZM253 173V172H252ZM261 173V172H260ZM67 174H68V172H67ZM181 174V173H180ZM120 175V174H119ZM211 175V174H210ZM219 175V174H218ZM222 175V174H221ZM247 175V174H246ZM61 176V175H60ZM95 176V175H94ZM113 176H114V174H113ZM117 176V175H116ZM147 176V175H146ZM150 176H152V175H150ZM155 176V175H154ZM158 176V175H157ZM182 176V175H181ZM193 176V175H192ZM191 176V177H192ZM224 176V175H223ZM244 176V175H243ZM98 177V176H97ZM96 177V178H97ZM100 177V176H99ZM104 177H105V174H104ZM109 177V176H108ZM107 177V178H108ZM149 177V176H148ZM160 177H161V175H160ZM208 177V176H207ZM86 178V177H85ZM110 178V177H109ZM112 179H113V177H111ZM120 177H116V179H119ZM132 178H133V175H132ZM131 178V179H132ZM144 178V177H143ZM150 178L151 177H149V179H147V180H150ZM154 179H155V177H153ZM158 178V177H157ZM165 178V177H164ZM163 178V179H164ZM176 178V177H175ZM193 178V177H192ZM217 178V177H216ZM224 178V177H223ZM222 178V179H223ZM245 178H246V176H245ZM244 178V179H245ZM61 179V178H60ZM190 179V178H189ZM227 179V178H226ZM97 180V179H96ZM98 180H99V178H98ZM101 180V179H100ZM166 180V179H165ZM251 180V179H250ZM103 182H104V180H102ZM121 181V180H120ZM134 182H135V180H133ZM189 181V180H188ZM198 181V180H197ZM214 181V180H213ZM227 181V180H226ZM245 182H247L248 181V179H247V181L246 180H244ZM98 182V181H97ZM137 182V181H136ZM135 182V183H136ZM185 182V181H184ZM191 182V181H190ZM251 182V181H250ZM120 183V182H119ZM118 183V184H119ZM229 183V182H228ZM228 183H226V184H228ZM130 184H132V183H130ZM145 184V183H144ZM164 184V183H163ZM225 184V185H226ZM132 185H134V183L132 184ZM132 185H130V187H131V189L130 190H134L135 189V187H133ZM139 185V184H138ZM137 185V186H138ZM167 185V184H166ZM203 185V184H202ZM84 186V185H83ZM103 186V185H102ZM145 187H146V185H144ZM148 186V185H147ZM220 186V185H219ZM247 186V185H246ZM113 187V186H112ZM130 187H128V188H130ZM179 187V186H178ZM177 187V188H178ZM227 187V186H226ZM245 187V186H244ZM117 188V187H116ZM138 188V187H137ZM200 188V187H199ZM205 188V187H204ZM248 188H250V187H248ZM252 188H253V186H252ZM251 188V189H252ZM110 189V188H109ZM176 189V188H175ZM174 189V190H175ZM187 189V188H186ZM211 189V188H210ZM60 190V189H59ZM137 190V189H136ZM139 190V189H138ZM163 190V189H162ZM180 190V189H179ZM196 190V189H195ZM201 190V189H200ZM253 190V189H252ZM85 191V190H84ZM99 191V190H98ZM102 191H103V193L105 194V192H104V190L102 189ZM114 191V190H113ZM116 191V190H115ZM153 191V190H152ZM119 192L121 193V191H120V189H119ZM117 193V194H119V196H121V194L120 193ZM210 192V191H209ZM211 192H212V189H211ZM140 193V192H139ZM215 193V192H214ZM59 194V193H58ZM103 194V195H104ZM114 194V193H113ZM131 194V193H130ZM156 194V193H155ZM212 194V193H211ZM79 195V194H78ZM81 195V194H80ZM110 195V194H109ZM108 195V196H109ZM114 195H116V194H114ZM133 195V194H132ZM140 194H138V196H139ZM163 195V194H162ZM174 195H175V193H174ZM173 195V196H174ZM184 195V194H183ZM203 195V194H202ZM255 195V194H254ZM84 196V195H83ZM100 196V195H99ZM104 196H106V195H104ZM118 196V198L120 199V197ZM137 196V195H136ZM54 197V198H53ZM103 197V196H102ZM113 197V196H112ZM115 197V196H114ZM135 197V196H134ZM151 197V196H150ZM210 197V196H209ZM58 198V197H57ZM100 198V197H99ZM105 198V197H104ZM108 198V197H107ZM115 198H117V197H115ZM127 198L129 199V195L127 196ZM171 198V197H170ZM175 198V197H174ZM250 198V199H251ZM102 199V198H101ZM106 199V198H105ZM104 199V200H105ZM134 199V198H133ZM137 198L135 197V199L134 200H136ZM161 199V198H160ZM180 199V198H179ZM205 199V198H204ZM211 199V198H210ZM223 199V198H222ZM230 199V200H231ZM258 199V198H257ZM263 199V198H262ZM57 200H59V199H57ZM122 200V202H123V199H120V201ZM132 200V199H131ZM147 200V199H146ZM166 200V199H165ZM197 200V199H196ZM254 200V199H253ZM116 201V200H115ZM119 201V200H118ZM126 201V200H125ZM128 201V200H127ZM130 201V200H129ZM137 202V204H136V208H137V210L136 211H139L140 209H142L143 207L144 208H148L147 210H150L149 209V207L147 206L148 205V203L145 201V198H140V199H138V200H136ZM181 201V200H180ZM206 201V200H205ZM215 201V200H214ZM232 201V200H231ZM230 201V202H231ZM251 201H252V199H251ZM57 202H59V201H57ZM82 202V201H81ZM84 202V201H83ZM105 202H108V201H105ZM109 202H110V199H109ZM132 202H133V200H132ZM132 202H130V203H132ZM153 202V201H152ZM208 202H209V198H208ZM213 202V201H212ZM263 202V201H262ZM261 202V203H262ZM118 203V202H117ZM125 203V202H124ZM127 203V202H126ZM125 203V204H126ZM144 203H147V204H144ZM169 203V202H168ZM205 203V202H204ZM206 203H207V201H206ZM56 204V203H55ZM87 204V203H86ZM129 204V203H128ZM133 204V203H132ZM150 204V203H149ZM164 204V203H163ZM171 204V203H170ZM201 204V203H200ZM88 205V204H87ZM122 205V204H121ZM143 205V206H142ZM183 205V204H182ZM205 205V204H204ZM203 205V206H204ZM206 205H208V204H206ZM211 205V204H210ZM147 206V207H146ZM213 206V205H212ZM225 206H223L224 208H225ZM119 207V206H118ZM122 207H123V205H122ZM211 207V206H210ZM209 206H208V208H210ZM217 208H218V205L216 206ZM215 207V208H216ZM223 207H221V208H223ZM135 208V209H136ZM151 208V207H150ZM173 208V207H172ZM213 208V207H212ZM215 208H214V210H215ZM223 208V209H224ZM255 208V209H254ZM258 210H257V209ZM70 209V208H69ZM88 209V208H87ZM92 209V208H91ZM106 209H107V207H106ZM118 209V208H117ZM125 209V208H124ZM177 209V208H176ZM207 209V208H206ZM219 209V208H218ZM228 209V208H227ZM78 210V209H77ZM105 210V209H104ZM143 210V209H142ZM146 210V209H145ZM145 210H143L144 211V214H142V212L143 211H139V212H137L136 213V215H137V218L138 219H136V220H138V224H141L142 222H143V224H145V223H147V225L149 224V223H152L149 219L151 218H149L148 219V217L150 216L149 214H145L146 212H145ZM152 210L153 209H151V212H152ZM211 210V209H210ZM214 210H212V211H214ZM220 210V209H219ZM218 210V211H219ZM225 211H226V208L224 209ZM223 210V211H224ZM94 211V210H93ZM116 211V210H115ZM158 211V210H157ZM173 211V210H172ZM185 211H187L186 210V208H185ZM190 211V210H189ZM202 211V210H201ZM204 211V210H203ZM206 211V210H205ZM212 211H211V214H212ZM228 211L226 212V214L228 213ZM258 213H257V212ZM83 212V211H82ZM102 212H103V210H102ZM107 211H105V213H106ZM122 212V211H121ZM154 212V211H153ZM152 212V213H153ZM183 212V211H182ZM56 213V214H55ZM89 213V212H88ZM87 213V215H90V214H88ZM152 213H151V215H152ZM195 213V212H194ZM204 213V212H203ZM206 213H208L207 211H206ZM210 213V212H209ZM217 213V212H216ZM223 213V212H222ZM225 213V212H224ZM86 214V213H85ZM218 214V213H217ZM217 214H215V215H217ZM81 215V214H80ZM87 215H86V217H87ZM157 215V214H156ZM222 215V214H221ZM81 216H84L83 215V213H82V215ZM117 216H119V215H117ZM116 216V217H117ZM179 216V215H178ZM199 216V215H198ZM200 216H202V215H200ZM210 216V215H209ZM222 216H224V215H222ZM56 217H58V218H60V220L57 218L56 219ZM69 217V216H68ZM89 217V216H88ZM88 217L87 218H85L84 217V222H85V219L87 220L88 219ZM115 217V218H116ZM136 217V216H135ZM206 217V216H205ZM204 217V218H205ZM208 217V216H207ZM216 217H218V216H216ZM219 217H221L220 215H219ZM115 218H113V219H115ZM154 218H155V216H154ZM211 219L210 220H212V218L213 217H210ZM225 218V217H224ZM83 219V218H82ZM121 219H122V217H121ZM195 219H196V217H195ZM219 219V218H218ZM218 219L216 220V223L218 222ZM230 219H229V221H230ZM64 220V219H63ZM74 220V219H73ZM78 220V219H77ZM80 220V219H79ZM78 220V221H79ZM107 220V219H106ZM135 220V221H136ZM162 220V219H161ZM193 220V219H192ZM207 220V219H206ZM82 221V220H81ZM80 221V222H81ZM83 221H82V224H83ZM88 221V220H87ZM110 221V220H109ZM118 221V220H117ZM120 221V220H119ZM150 221V222H149ZM152 221H153V223H154V219L152 218ZM188 221H190V220H188ZM200 221H201V223H202V221H203V219H201L200 218ZM220 221V220H219ZM223 221V220H222ZM89 222H91V221H89ZM88 222V223H89ZM106 222V221H105ZM156 222V221H155ZM179 222V221H178ZM208 222V221H207ZM228 222V221H227ZM226 222V223H227ZM87 222H85V224H86ZM92 223V222H91ZM90 223V225H92ZM107 223V222H106ZM110 223H112V225H113V222H111L110 221ZM110 223H109V227H110ZM122 223V222H121ZM203 223H206L205 221L203 222ZM208 223H210V222H208ZM208 223H206V224H208ZM212 223H214V221H212ZM211 223V224H212ZM215 223V224H216ZM225 223V224H226ZM230 223H231V221H230ZM65 224V225H64ZM99 224V223H98ZM162 224H163V221H162ZM229 224V223H228ZM72 225V226H71ZM84 225V224H83ZM89 225V224H88ZM108 225V224H107ZM116 225V224H115ZM114 225V226H115ZM120 225H122V224H120ZM196 225V224H195ZM217 225H219V222H218V224ZM223 225V224H222ZM80 226H82L81 225V223H80ZM79 226V224H78V227H80ZM113 226V227H114ZM141 226H142V224H141ZM140 226V227H141ZM154 226V225H153ZM198 226V225H197ZM207 226V225H206ZM213 226V225H212ZM216 226V225H215ZM230 226V225H229ZM78 227H77V229H76V232H77V230H80L81 229V227H80V229H78ZM86 227V226H85ZM93 227V226H92ZM117 227H119L118 226V224H117ZM143 227V226H142ZM142 227H141V229H142ZM144 227H145V225H144ZM200 227V226H199ZM214 227V226H213ZM219 227V226H218ZM217 227V228H218ZM31 228H34V229H32L31 231H33V232H31L30 231V229ZM95 228V227H94ZM111 228V227H110ZM220 229H221V227H219ZM224 228V225H223V227H222V229ZM72 229H74L72 232L75 234H73V233H71L70 231L72 230ZM82 229H83V227H82ZM87 230L89 229H91L90 228V226L88 227V228H86ZM85 229V230H86ZM106 229H108V227L106 228ZM113 229V228H112ZM114 229H115V227H114ZM113 229V230H114ZM147 229H148V227H147ZM146 229V230H147ZM222 229H221V232H223L222 231ZM88 230V231H89ZM92 230V229H91ZM94 230V229H93ZM92 230V231H93ZM116 230V229H115ZM145 230V231H146ZM209 230H210V227H209ZM213 230V229H212ZM219 229H214L213 231H214V233L215 232H217V235L218 234H221L220 233V230L218 231ZM224 230V229H223ZM228 230H230V229H228ZM81 231V230H80ZM87 231V234L88 235H91V232H90V234H89V232ZM119 231V230H118ZM143 231V230H142ZM201 231H203V230H201ZM67 232H69L68 233V235H69V239H68V237H67V240L68 241H66L65 240V237H64V234H66ZM107 232V231H106ZM141 232V231H140ZM144 232V231H143ZM196 232V231H195ZM199 232V231H198ZM210 232V231H209ZM219 232V233H218ZM257 232H259V233H257ZM78 233H80V234H83L84 232H83V230H82V233L81 232H79L78 231ZM86 233V232H85ZM105 233V232H104ZM115 233H117V232H115ZM197 233V232H196ZM201 233V232H200ZM231 233V234H230ZM73 234V235H72ZM80 234H77V235H80ZM86 234V235H87ZM94 234V233H93ZM109 234V233H108ZM123 234H124V232H123ZM122 234V235H123ZM28 236V238H32L33 240H35V238H36V240L37 241H35V245L37 246V251L36 250H33V251H31V252H34V253H31V256H30V254L28 255L29 257H30V259H28V256L26 255V256H22V255H17L19 252H21L22 250H21V248L20 247H24V250H25V248L26 247H30L31 245H30V243H29V245L28 244H26V245H23L24 243L23 242H21L22 240H23V238L21 239V241L19 240V238H21V236ZM71 235V236H70ZM199 235H201V234H199ZM205 235V234H204ZM30 236V237H29ZM74 236V237H73ZM84 236H85V234H84ZM84 236H81L82 238L84 237ZM103 236V235H102ZM116 236V235H115ZM210 236H212V235H210ZM215 236H216V234H215ZM221 236H222V234L220 235V237H218V242L217 243H219L220 241V238H221ZM228 236V234L226 235V237ZM86 237V239H85V241L87 240V236H85ZM107 237V236H106ZM121 237V236H120ZM122 237H124V236H122ZM26 238V237H25ZM47 238V240L45 241V243H44V240ZM80 238V237H79ZM79 238H78V240H79ZM81 238V239H82ZM105 238V237H104ZM112 238V237H111ZM126 238V237H125ZM206 238V237H205ZM210 238V237H209ZM214 238V237H213ZM228 238H230V237H228ZM27 239V238H26ZM31 239V240H32ZM84 239V238H83ZM93 239V238H92ZM123 239V238H122ZM189 239V238H188ZM203 239V238H202ZM210 239H212V238H210ZM209 239V240H210ZM230 239H232V238H230ZM101 240H102V238H101ZM111 240H113V239H111ZM155 240V239H154ZM159 240V239H158ZM178 240V239H177ZM206 240V239H205ZM214 240V239H213ZM212 240V241H213ZM216 240H214L215 242H216ZM24 241V240H23ZM103 241V240H102ZM137 241V240H136ZM150 241H152V238L150 239ZM184 241V240H183ZM208 241V240H207ZM221 241H222V243H223V240H222V238H221ZM230 241V240H229ZM28 241H26L25 243H27ZM83 243H85L84 241H82ZM81 242V244H83ZM87 242V241H86ZM145 242V241H144ZM147 242V241H146ZM209 242H211V240L209 241ZM231 242H232V240H231ZM87 243H89V242H87ZM87 243L85 244V246L87 245ZM93 243V242H92ZM102 243V242H101ZM107 243V242H106ZM109 243V242H108ZM107 243V244H108ZM113 243H116L115 241L113 242ZM120 243V242H119ZM206 243V242H205ZM214 243V242H213ZM212 243V244H213ZM222 243H219V244H222ZM80 244V245H81ZM103 244V243H102ZM118 244V243H117ZM152 244V243H151ZM172 244V243H171ZM174 244V243H173ZM208 244V243H207ZM210 244V243H209ZM229 244V243H228ZM233 244V245H234ZM23 245V246H22ZM28 245V246H27ZM92 245V244H91ZM101 245V244H100ZM110 245V244H109ZM119 245H121V244H119ZM138 245V244H137ZM149 245H150V243H149ZM179 245V244H178ZM205 245V244H204ZM217 245V244H216ZM26 246V247H25ZM82 246V245H81ZM84 246V247H85ZM106 246V245H105ZM110 246H112V244L110 245ZM133 246V245H132ZM139 246H140V244H139ZM158 246V245H157ZM165 246V245H164ZM177 246V245H176ZM180 246V245H179ZM207 246V245H206ZM213 246V245H212ZM215 246V245H214ZM220 246V245H219ZM218 245H217V247H219ZM223 246H224V243H223ZM226 246V245H225ZM224 246V247H225ZM228 246V245H227ZM230 246V245H229ZM229 246H228V249H229ZM31 247H33V245L31 246ZM92 247H93V245H92ZM113 247V246H112ZM123 247V246H122ZM135 247H136V244H135ZM141 247V246H140ZM204 247V246H203ZM221 247H222V245H221ZM223 247V248H224ZM86 248L88 249V247L86 246ZM111 248V247H110ZM118 248V247H117ZM120 248V247H119ZM143 248V247H142ZM161 248V247H160ZM207 248V247H206ZM213 248V247H212ZM209 248V250L211 249V250H213V249H215V248ZM223 248H222V250H223ZM23 249V248H22ZM33 249H35V246L33 247ZM86 249V250H87ZM109 249V248H108ZM114 249V248H113ZM219 249V248H218ZM221 249V248H220ZM227 249V248H226ZM20 250V251H19ZM23 250V251H24ZM29 252H30V250H29V248L27 249ZM32 250V249H31ZM82 250H84V251H82ZM80 252H81V255H83L84 254V252L86 251L85 249H82ZM90 250H92V249H90ZM134 251H136L135 249H133ZM132 250V251H133ZM164 250V249H163ZM183 250V249H182ZM194 250V249H193ZM216 250V249H215ZM230 251H232L231 249H229ZM228 250V251H229ZM78 251V252H77ZM89 251V250H88ZM100 251V250H99ZM104 251V250H103ZM111 251V250H110ZM126 251H128V250H126ZM140 251V250H139ZM156 251V250H155ZM158 251V250H157ZM207 251V250H206ZM218 251V250H217ZM220 251V250H219ZM105 252V251H104ZM137 252V251H136ZM204 252H205V250H204ZM211 252V251H210ZM216 252V251H215ZM225 252V251H224ZM224 252H222L223 253V255H224ZM227 252V251H226ZM233 252H235V251H233ZM239 251L237 250V256H238V254L240 253H238ZM83 253V254H82ZM86 253V252H85ZM113 253V252H112ZM134 253V252H133ZM193 253V252H192ZM212 253H214L213 251H212ZM212 253H210V255L212 254ZM228 253V252H227ZM95 254V253H94ZM98 254H99V252H98ZM98 254H97V256H98ZM102 254V253H101ZM114 254V253H113ZM137 254H139V253H137ZM141 254V253H140ZM178 254V253H177ZM218 254V253H217ZM221 254V253H220ZM78 255V256H77ZM86 255V254H85ZM84 255V256H85ZM87 255H89L88 254V252H87ZM93 255V254H92ZM109 255H111V254H109ZM133 255V254H132ZM147 255V254H146ZM157 255V254H156ZM164 255V254H163ZM170 255V254H169ZM182 255V254H181ZM219 255V254H218ZM228 255V254H227ZM240 255V254H239ZM93 256H95V255H93ZM93 256H91V257H93ZM103 256V255H102ZM108 256V255H107ZM135 256V255H134ZM167 256V255H166ZM222 256V255H221ZM235 256V255H234ZM237 256H235L234 258H235V260L236 261H239V260H242L241 258H237L236 259V257ZM241 256V255H240ZM240 256H238V257H240ZM81 257V256H80ZM106 257V256H105ZM110 257V256H109ZM108 257V258H109ZM112 257V256H111ZM136 257V256H135ZM196 257H197V255H196ZM212 256H210V258H211ZM216 257V256H215ZM220 257V256H219ZM226 257V256H225ZM232 258H233V256H231ZM85 258H86V256H85ZM96 258V257H95ZM98 258V257H97ZM113 258V257H112ZM140 259H141V257H139ZM194 258V257H193ZM214 258V257H213ZM212 258V259H213ZM217 258H218V256H217ZM221 258V257H220ZM227 258V257H226ZM248 258V259H247ZM88 259V258H87ZM110 259V258H109ZM138 259V258H137ZM202 259V258H201ZM200 259V260H201ZM207 259V258H206ZM205 259V261L207 262V260ZM82 260V259H81ZM84 260V259H83ZM86 260V259H85ZM85 260H84V262H85ZM98 260V259H97ZM101 260H103V259H101ZM142 260V259H141ZM195 260H196V258H195ZM215 260V259H214ZM219 260V259H218ZM218 260H216L217 262H218ZM78 263H77V262ZM104 261H106V260H104ZM104 261H102L103 263H104ZM134 261V260H133ZM212 261V260H211ZM210 261V262H211ZM221 261V260H220ZM229 261V260H228ZM248 261H247V263L246 264H248ZM98 262V261H97ZM100 262V261H99ZM108 262V264L110 263L109 262V260L107 261ZM107 262H106V264H107ZM135 262H136V260H135ZM138 262V261H137ZM136 262V264H138ZM209 262V261H208ZM209 262V263H210ZM216 262V263H217ZM222 262V261H221ZM240 262V261H239ZM242 262L240 263V264H242ZM177 263V262H176ZM199 263V262H198ZM197 263V264H198ZM203 263V262H202ZM208 263V264H209ZM219 263V262H218ZM224 263H226V261H224ZM99 264V263H98ZM207 264V263H206ZM214 264V263H213ZM228 264V263H227Z\"/></svg>",
	"mask_w": 264,
	"mask_h": 264
}]
</instances>
